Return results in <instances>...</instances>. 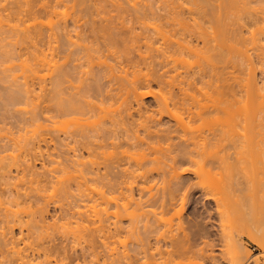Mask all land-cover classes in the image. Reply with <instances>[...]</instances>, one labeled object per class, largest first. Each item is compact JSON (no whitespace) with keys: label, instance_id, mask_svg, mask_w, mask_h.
I'll return each mask as SVG.
<instances>
[{"label":"rangeland","instance_id":"1","mask_svg":"<svg viewBox=\"0 0 264 264\" xmlns=\"http://www.w3.org/2000/svg\"><path fill=\"white\" fill-rule=\"evenodd\" d=\"M18 1H19L18 2L19 4H17V1H15V0H0V14H1L0 15V28L1 29L2 28L3 29L6 28V31H7L8 28L11 29L13 26H14V28L15 27L16 28H18V27L19 28H23L22 24H24V26H27V25H31V24H35L36 23L35 22L36 19H35V15H34V13L36 14V5H35V8H34V11L32 12L33 14L27 12V10L26 11L22 10L23 9L22 8L21 9L22 13L19 14V15H21V16H19L21 19L19 17H16L18 15L17 14L18 9L21 8V6H19V5L21 3H22L21 5H23L25 3H28L27 1H31V0H27V1L23 0V2H22V0H18ZM82 1H84V3H82ZM82 1H80V0H70V1L69 0H66V1L65 0H54V1L51 0L50 1L51 2L50 4H52V6H55L54 12H53L54 14H51V15L47 14L46 15L47 12H43L42 11L41 12L42 16L40 14V18H38L37 22L40 25L42 23V26L44 25L45 27H47V25H50L51 22H53L54 26L55 25L57 26V24H58L57 21L61 22V23L59 24L60 26H58V27L55 26L56 28L54 27L55 28L54 29L55 30L54 34H56V36L54 35L55 40H54V38H52L53 37V35H52L53 33L50 34V32H51L50 31L49 34L52 37H50L49 39L47 37L46 40H43V41L39 42L40 46H42V45L44 46V47L43 46L41 47L42 49L39 47L38 44H36L37 42H34L36 40H34L32 37H31L32 41L30 40V38L27 39V37H25V35H24V37H23V35L21 36V33L19 34L20 35V37H19L18 34L16 33V32H18V33L20 32L19 28L17 29L18 31L17 30H13L14 29L13 28V29H11V33H10V31L9 32H5L6 35H5L4 32H2L3 30L0 31V32H2L1 35H0V39H1L0 40V169H1L0 170V173H1L0 174V176H1L0 177V192L2 191L0 193V203L2 202L1 203L2 205L0 204V206H1L0 210L2 211V209H3V211L0 212V215H2V217L5 216V218H6V216L8 214V216H10V217H7L6 218L7 220L10 219V218L12 220H16V219L21 220L23 218L22 220L25 219L24 221H27V219H30V214H28V213H30L29 211H31L32 209L36 210V208H37V211H38L39 210L38 208H42V209L44 208V210H45L44 214H43L44 218H45V223H44V227H45L44 229L45 230H43V229L41 231L39 230V232H37V233H36V231H33L36 234L33 233L32 235L30 234L31 235L30 236L29 235L30 232L28 233V230L25 229L26 227L23 228V230H20L21 228H19V225H17L18 227L15 226L16 228L12 229L13 231H11V229L10 230L8 229V225H7L8 223L1 221L0 222V237H2L1 236L2 233L5 234V235L7 234L9 237H11L12 236L11 234H13L16 238H20V237L22 238V235L24 234L23 238H25V239L22 240L23 242L21 240H20L21 242L20 241L18 242V244L20 243V245H18L19 248H17V249H20L23 252L22 253L23 256H27L28 259H31L32 260L31 262H33L34 264H45V263H47V264H57V263L58 264H60V263L61 264H86V263L87 264H105V263H107L106 261H105V263L103 261V260H105V258H103L105 252L101 248V243H100L101 240L99 241V237H97V235H96L97 239L96 238L95 239L98 240L99 242L97 241L95 244L93 243V247L94 248L92 247V249H90L91 245L90 244L88 245L90 239L88 238L89 241L86 240L87 238H85L86 241L83 239V235L85 237L86 233H88L86 230L92 229L95 224L93 225L92 223H90V221H88V222L86 221V222L83 223L84 225L81 226V223H77L76 224V220L77 219H74V220L72 219V221H71V219L65 218V216L68 217L67 215L69 213H71V211H73V210L74 211H76V210L78 211V209L76 208V206H77L76 203H81V202H82L80 204L81 208H79V209H82V210H80V211L81 212H83V211L85 212L86 211L87 212L86 214L90 216L91 220H95V219H92V218H96L95 215H94L95 211L97 212L98 215H100V216L102 215L103 216V214H105L103 212L104 211L103 208L105 206H107V204H103L104 201L102 199L100 200L99 193H98L99 190H102V188H103L102 186L103 185L100 184L101 185L100 186L99 183L96 182V181H95L96 183L95 182L93 183L92 181H91L92 182L91 183L89 180H85V181H87V184H88L87 185L86 182L82 178H77V179L69 178L68 179V177L66 175L65 176L61 175L62 176L61 177L59 174H58V176L55 175L56 172L53 174L52 172H54L53 170H55L54 168L56 166L51 164V161L54 159L53 158L54 156L51 155V154H54V153L57 152V151L54 152V148L58 147V145H59V144H56L57 143V139L59 137H60L59 140L61 139V141H62V139L64 140V139L67 138V134H68V137L70 138V135H76L77 133L82 132L83 129H85L87 131V130H91V129H94V128H97L99 130L100 129L104 130L106 128H112V124L114 123V125H115L116 121L119 120V118H120L119 115H124L125 116L126 115L125 112L127 111L126 113H128V111L131 110V111H129V113L131 112L134 115V117H133L134 121L135 120H137V121L139 120L138 122L135 121L137 123V125H138L136 128H140V125L143 123V121H141V120H144L145 117H146V119L148 118L147 119L148 121L150 120L149 122H151V120H152V122H154V121L157 122V124L155 123V125H157L158 127L157 126L155 127L154 123L153 124L151 123L153 125V127H154L153 129H155V131H156V129L157 130L158 129H164L165 130V129H168V128L171 129V131H172V129L176 130V133L174 132L175 134L173 133L172 136L173 135L175 136L176 134H179V132L182 131V130H180V128L182 126H183L182 129L184 130V124L183 123H185V126L186 125L188 126V128H187V126L185 128L186 131H188L187 132L188 134L194 132V127L195 126H196V128H195L196 131L194 132L195 134L198 133L197 135H199V131H197V127H198V130L201 129L200 132L202 131V133H200L201 135L198 136L199 139L197 138V135L195 136L194 133H193L194 135L190 134L191 135V136H189L190 138L192 137V138H195L197 140H194L192 138L191 139L188 138L187 135H186V131H182V133L185 132V135H186L185 137H182V136H184L182 133L179 134L180 136L179 135L178 136L176 135V137L173 136V139H171L172 141L166 140V142L169 141V142H167V145H166L165 141H162V143L160 141L159 144H161L162 146L164 145L162 149L159 146V148L161 150L166 151L168 149H173L174 145L176 146L177 142L179 143L178 145H180L182 143V140H183V142H184V140H188V142L190 141L188 144H190L191 141L194 140V142H197L196 144L193 142V144L196 145V146L192 145V143L190 145L193 146V147H191L192 149L195 148L194 150H196L197 155H198L199 152H200V154L204 152L207 155L208 153H206L207 152L206 149L208 148L209 150H211V152L213 151V154H212L213 156L211 158H210V155H208L209 158L208 157L207 158L204 157V159H202L204 161H202L201 159L197 158V159H199V162H198V160H196V162H198V163H196L197 166H196V164H195V166H189V164L187 162V159L182 157V156L181 157L179 156L177 158L178 162L175 165V168H176L177 165H179V166H177L176 169L177 170H181V171H178V173L182 172L184 169H187L188 167L191 168L192 170H195V171L198 168V166H199V168L200 167L201 168L197 169V170H200L199 172L198 171L196 172L197 174L196 173L193 174V172L192 173L188 172V173H185V174L181 173L182 176L180 177V173H179V176L175 178L177 181L174 179V180H171L172 182H168L170 184L173 183V184H171V185H173L172 189L175 187L174 188L175 193L172 190V195H173L174 201H172V196L170 197L171 193H169V191H168L169 190L168 189L169 185H166L167 184L166 181H168V180H165L164 178H168V177H165V176H170L175 170L171 171V168L169 166H167L168 168H170L169 170L171 172L170 171H166V169L164 170V168L162 167L163 164L162 165L161 164H154V165L150 164V167H148L149 165L145 166L144 171L145 170L146 171H148V170L150 171L151 168L156 166L153 169L154 172L152 170L154 175L148 181L145 180L144 178H141V177H138L137 179L135 178V180L133 178H131L132 180L128 179L127 181L131 180L132 183L131 182H126V183H129L128 186H127V184H124V186L122 185V187H124V188H122L119 191H117L118 193L116 192V193H113V194L109 193V195L107 194V198H109L112 201L111 203H109V204H111L110 206L108 204V209H107V211L109 210L110 213L108 212V215L106 216V214H105V216H103L102 218L105 219L106 217H108L109 219H107V220L111 219V221L108 222V223L111 222L110 224H112V222L114 223L115 221L116 222L118 221L117 224L120 225L122 229H124V231L122 229H120L119 231L117 230V231L114 232V234L116 232H118L121 235L119 236V238L116 237V236H118V235H116L110 241V246L112 245L110 248L112 249V247H115V249H117V252H123L124 251L123 253H125V252L128 253L129 252V253L132 254V252H130V251H133V250H131V248L135 250L138 247V244H140V243H138V242H140V239H138V238H140V237L142 238L144 236L143 235V233H144L143 227L145 226V224L148 223L149 221H151V219L154 221V222L151 221V223L153 222V223L156 224V223H158V220L161 219L162 222H159V223H161L162 232L165 231V235L166 236H168V234L170 232L169 231L170 229L168 230V228H172V230L176 229L177 232L174 231V230L173 231L171 230L170 235H171V233H172V235H174L173 233H175V235L177 234V236H176L177 238H179V239L181 238L180 239L181 241H182V239H183V241H184V239L188 240V241L190 240L189 242H191L190 244H192V246L193 245L195 246V245L200 243L198 246H200V245L201 246L197 247V249L200 248V249H204V250L206 249L207 246L203 245V244H205V241L207 240L209 242L208 244L211 245V246H209V248L207 247V249H208V250L206 249L207 251L205 250L207 255H209V251L212 250V252H210V253H213L214 256H216V257L219 256L220 259L222 257L223 258L224 257H226V258L229 257L230 259L229 258L228 259L231 260V259H233V257L235 255H237V253L240 252V249H238V246H239V248H241L240 245H244L245 249L246 250L248 249L247 252H251V253H248L246 255L247 252L244 249H242V255L245 256L244 260H243L244 263L246 262V260L248 258H251L250 260H252V259L258 257V261L260 260L258 264H264V250H262L263 248H259V245H258L259 243H264V235H262L264 233H261L260 234L261 238L259 239V236H258L256 241L255 240H251L250 238H248L249 237L248 235L250 233H253V231L256 228L257 229L261 228V224H259V222L256 223V222L251 221L253 214L246 216L247 220H245V221H244V218L243 219L239 218V217H241V215H243L242 213H243L244 210H247L249 207H251V205H254L253 203H256V206H257L260 203L259 200L260 201L262 200V199H259V198H262L261 195L264 194V193H262L264 191V174H263V172H264V125H261V124H263L262 121H264V116H263V114L260 115V113H256L259 116H261L260 117L261 119L257 116V122H256V121H254L256 119L253 120V118H252V120H251L250 118H246L244 116L246 113H248L247 111L251 112L254 109L253 110L252 109L251 110H247L249 108V107H247V109H245V111L243 109L242 110L243 112L241 113V110L238 109V107H240L239 105L237 106V104H235V106H236L235 107L233 104H231V102L230 103L228 102V100H230L229 98L231 97V96H228V95H231V92H233V90H232L233 87L232 86H234L236 88V89L234 88L235 92L238 91L237 94L240 93L238 95L242 94V90H244V89L246 90V87L243 88L245 86V81H246V84H247V80H245V77L247 78V77H249V75H251L250 78L254 77L256 79H259L258 81L259 82L261 81L260 84H264V64H263L264 63V57H263L264 56V38H263L264 35L262 34V33H264V29H261V28H264V24H259V25L255 26L254 28L252 27L251 29H249V31L246 30V34H245V36L250 40V43L253 42L252 39H254L256 41L255 44H256L257 48H255L256 46L253 45L254 43L250 44L248 42L249 40L247 41L248 45L246 44V49L248 47V54L252 55V57H251L252 58V64L255 63L254 64L255 67L253 66V68H252V69H254V72L251 70V68L249 66H247V71H246V66L245 65H244V67L243 66L240 67V68L237 67L239 69L235 68L237 71H234L235 69H234V66L232 64H228V65L226 64L228 66V67H226L225 63H223V62L221 63L219 59H217L215 57H212L213 56L212 50H210L211 46H213L212 45L213 44V40H211V39L213 38V36H212L213 34L212 33L214 32V29H212L214 27V24H213V22H211L212 21V11H213V8L211 6L212 5L213 6L217 5L218 4L216 2L217 0H215V2H213L212 0H206L207 3H205L206 2L205 0H195V1L194 0H115V1L114 0H108V1L101 0L102 3H101L100 0H88L87 2H86V0H82ZM116 1H118V2L116 3ZM200 1H201V3H199ZM226 1L229 2V0H225V2ZM261 1L262 0H257V1L255 0L254 4H253V2H251L250 0L249 1L248 0H239V2L244 3V5H245V6H243V4H242V7H241V3H239L240 4L239 5L240 8H239V6H238V8H239L240 12H237V13H239V16H241V15L243 16V17L237 16V17H239V20H241L243 18L244 20L246 19V21H247V19H251L252 17H254L256 14H255V11H253V10L254 9L258 10L257 7L259 8V11H256L257 15L260 14L259 16H263V14H264V8H263L264 1L262 3H260ZM6 2H7V4H6ZM107 2H109V3H107ZM126 2L128 3V5H126L127 4ZM133 2H134V4H133ZM174 2H177V3L175 4ZM14 3L16 4V7L13 6V5H15ZM120 3L122 4V6L120 5ZM170 3H172L173 5L170 4ZM202 3H204V4H202ZM95 4H96V7H95ZM117 4H119V5L116 6ZM123 4H125L126 6L123 7ZM146 4H148V5H146ZM209 4H211V5H209ZM58 5H60V6H58ZM129 5H130V7H128ZM137 5H139V6H137ZM179 5H180V7H179ZM206 5L209 6V7H207ZM119 6H121V7H119ZM131 6L135 9V11H134L133 8H131ZM260 6H261L262 9L260 8ZM86 7H89V8H86ZM92 7H93V9H92ZM100 7H102V8H100ZM105 7H106V9H105ZM116 7H117V9H115ZM143 7H144V9H142ZM4 8L6 10H4ZM82 8L84 9L85 12L84 11L81 12L83 10ZM250 8H253V10L251 9V11H253L252 13L250 11ZM24 9H25V7H24ZM85 9L87 11H89V12L87 13V11ZM104 9H105V11H104ZM136 9H140L141 12H140V10H136ZM106 10H107V12H106ZM114 10H116V11L114 12ZM117 11H118V13H117ZM132 11H134V15H132L133 14ZM244 11H245V13H244ZM190 12H192V13H190ZM43 13H45V14H43ZM119 13H121V14H119ZM208 13H210L209 16H211V17L208 16ZM246 13H247V15H246ZM27 14L28 15L32 14L31 16H34V17L29 16V18H28V17H26V16H28ZM248 14L250 16H248ZM91 16H92V18H91ZM30 17H31V20H33V19H35V20L31 21ZM139 17H141L142 19L139 18ZM248 17H251V18H248ZM16 18H18V19L16 20ZM112 18H114V19H112ZM111 19H112L113 22L112 21L109 22V20H111ZM24 20H26L25 21L26 23H24ZM244 20H243L242 23L245 22ZM28 21L31 24H29ZM8 22H10V26L13 23L12 24L13 26L10 27ZM2 23L4 25H2ZM43 23H45L46 25L43 24ZM109 23H111V26H109L110 25ZM66 24H67V26H65ZM101 24H102V26H101ZM91 25H92V27H91ZM184 25H186V26H184ZM61 26H63V29L61 28ZM96 26L98 27L97 29H96ZM99 26H101L100 28H102V29H99ZM114 26H116L115 28L117 29L116 30L117 32H119L120 34L123 33L124 34L123 36L126 35L127 37L126 36L125 37L122 36L124 38L123 39L121 37V35H119L115 31V29H113ZM58 28H60L61 30L58 29ZM94 29H96L98 31H96ZM103 29L106 30V31L107 30L108 31L112 30L114 33H116L118 36L121 37V38L119 37L121 40H125L127 38L125 40V43L123 41V42H117V43L111 45V43L106 39V37H107L106 34H104V36H103V33H105V31H103ZM190 29H191V31H190ZM251 30H252V32H251ZM260 30L263 31V32L260 33L259 32ZM12 31H15V32H12ZM204 31L206 33L210 34V35L206 34ZM74 32H76V33H74ZM13 33H15V34H13ZM251 33H252V37H251ZM79 34H81V35H79ZM253 34H255L254 38H253ZM260 34H262V35H260ZM62 35H64L65 37L62 36ZM85 35H86V37H84ZM100 35H102L103 37L101 38ZM107 35H108V33H107ZM131 35H132V37H131ZM141 35H143V36H141ZM91 36H93V37H91ZM165 36H166V38H168L167 40H164V39H166ZM203 36H204V39H203ZM260 36H261V38H260ZM21 37H23L26 40H24ZM66 37H68V39ZM99 37H100V39H99ZM35 39H36V37H35ZM47 39H48V41H47ZM97 39H99V41ZM18 40H20V41H18ZM58 40H60L59 43H57ZM68 40H69V42H68ZM22 41H24V43ZM30 41H31V45H30ZM44 41H45V45H44ZM80 41H81V43H80ZM100 41H102V44H99ZM118 41H119V39H118ZM177 41H178L179 44L180 43L181 44L179 45L178 43H176ZM259 41L261 43H258ZM32 42H34V44H32ZM132 42H133V44H132ZM152 42L154 43L155 46H153ZM208 42H210V43H208ZM21 43H23V44H21ZM27 44H29V45H27ZM119 44H121L122 46H119ZM177 44L180 47L182 45V48H180ZM47 45H48V47H47ZM107 45H109V46H107ZM183 45H185L186 48ZM82 46H83V48H82ZM152 46L154 48L153 50H152ZM34 47H35V50L37 49V53L38 54L41 53L42 51H44V52H42V54L45 55V52H46L47 53L46 56H42V54H39V58L40 59L38 58V56L36 58V56H35L36 51L34 50ZM46 47H47V49H46ZM38 48H40L42 51H39L40 49H38ZM190 48H192V49H190ZM193 48L196 49V50H194ZM259 48H261V49H259ZM169 49H171V50H169ZM51 50H52V52H51ZM169 51H171L173 53V55ZM209 51H211V52H209ZM224 51L226 52L227 50H222L223 54H224ZM32 52H34V53H32ZM190 52H192V53H190ZM194 52H196V53H194ZM181 53H182V55H181ZM226 53L228 54V52H226ZM51 54H53V55H51ZM108 54H110V55H108ZM121 54H123V55H121ZM160 54H161V56H160ZM7 55H10V56H7ZM21 55L22 56L24 55V56L22 57ZM140 55H141V57H140ZM157 55H159V56H157ZM153 56L155 57V59H154ZM163 56H165V57H163ZM202 56H204V57H202ZM256 56H261V57L260 58H258V57L256 58ZM43 57H45V58H43ZM20 58H22V60H20ZM51 59L52 60L55 59V60L51 61ZM143 59L144 60L146 59V62H143L144 61ZM42 60H44L45 62L43 63ZM64 60H66V61L63 62ZM152 60H154V61H152ZM163 60L166 61L165 64H164ZM222 60H224V59H222ZM30 61L31 62L33 61V62L31 63ZM56 61L58 62L56 64H60V65H63V63H65L64 65L67 66L66 68L68 70H70L73 67L72 69L74 70V72H75V69H76L75 67L77 65L79 66V67L77 66L78 67L76 69L77 72L73 73V71H72V73L74 74L72 76H75V77H72L73 79L71 77H68L67 81L62 82V84L60 86L61 88L60 87L58 88L59 92L61 93V95H59L60 98H62V99L64 98L66 100L67 97L69 98L71 96L70 98H72L73 95H75V93H76L77 95H75L76 97L74 96V98H78L79 100H81V99L84 100V97H83L84 94H82L83 96L81 97V94H80L79 91L84 93V90H86L87 87H89L88 84L91 85L92 83H94V84L98 83V82H94L95 81V80H93L94 78H100L99 84H100V89L102 91L101 93L105 94V97H106V93L108 94L110 92L109 94H111L113 92L112 94H113V96H115L114 100L112 101V103H111V101H104L105 98H104V95H102V94H101V96L104 98V100H103V98L100 99V96H99L100 92H99V94L97 93L98 97L94 96V98L92 97V99L91 98L88 99V100L91 101L90 102L91 105H92V102H93L94 107H97V109H98V110L96 109V112H94L92 118L88 117L90 115L85 117V116L80 115V114L79 115L77 114L75 116L73 114L70 117H67V118L65 117L66 120L63 118L61 120V122L58 121L59 122L58 124L55 123L56 120L53 118L55 114L53 112L55 111L54 109L56 107L55 106L56 104H54V101L55 102H57V101L53 100V99L56 98L55 97L56 96L55 93H57V90L54 89L53 85L55 83L54 82L56 80L55 77H57L56 74L58 72L55 69V66H57L55 64ZM130 61H131V63H130ZM162 61H163V63H161ZM73 62H74V64H73ZM216 62H219V63H216ZM256 62L261 67L260 69H259L258 64H256ZM35 63H37V64H35ZM145 63H146V65H145ZM159 63H161L162 65L160 66ZM32 64H34V65H32ZM47 64H48V66H47ZM152 64H156L155 67H162V68H155L154 65H152ZM217 64H220V65H217ZM41 65L43 67H41ZM64 65H63V68L65 67ZM102 65H104V66L102 67ZM147 65L148 66L150 65V67L148 68ZM80 66H82V67H80ZM108 66L111 67V68H109ZM145 66H146V68H145ZM53 67H54V70H53ZM215 67H216V69H215ZM223 67H224V69H223ZM122 68L123 69L126 68V69L123 70ZM151 68L153 69V71H152ZM138 69H141V70L138 71ZM147 69L148 70L151 69V70H149L150 72ZM80 71H81V73H80ZM89 71L91 73H89ZM110 71L113 73V75L115 73V75L112 76ZM121 71H122V73H121ZM233 71H234V73H233ZM83 72H85L86 74L83 73ZM227 72H228V74H227ZM242 72H243V74H242ZM250 72H251V74H250ZM252 72H253V74H252ZM92 73H94V74H92ZM120 73H121V75H120ZM83 74H84V76H82ZM136 74H138V75H136ZM158 74L161 76V78L163 76V78L161 79L162 81L159 80L160 83L157 82L158 79L156 78L157 77L156 75H158ZM149 75H151V76H149ZM152 75L156 76V77H154L156 79L153 78L156 81H154L151 78V77H153ZM219 75H220V77H219ZM228 75H230V76L233 75V77L235 75L236 76L238 75L237 76L238 78H239V76L244 77V78H241V79L237 78V81L238 80H242V84L240 83L241 81L240 82L238 81V83H237V81L232 83V81H231L232 79H230L231 77L228 76ZM53 76H54V78H53ZM78 76H80V77H78ZM148 76L152 79V82H146L145 78L147 79ZM110 78H111V80L112 79L113 80L111 81ZM122 78H124V79H122ZM135 78L139 79V81L136 80V82L138 81V83L133 82V81H135L134 80ZM76 79L79 80V81H77ZM96 80H98V79H96ZM140 80H142V81H140ZM191 80H193V82ZM129 81H130L131 84L129 83ZM170 81H172V82H170ZM229 81H230V84H229ZM127 82H128V84H126ZM107 83H109V84H107ZM133 83H136V85H135L136 86V93H135V91H131L132 92L131 93L132 95H131L129 93H130V90L132 89L131 85ZM174 84H175V86H174ZM228 84L230 85V87H229ZM243 84H244V86H243ZM117 85L119 86L118 88H117ZM120 85L123 88L122 87L120 88ZM176 85H177V87H176ZM225 85H227L226 88H224ZM240 85H242L243 87H241ZM125 86H129V87L126 88ZM138 86H140V88ZM237 86H238V89H237ZM61 89H63V90H61ZM34 90H35V92H34ZM77 90H78L79 94H78ZM28 92H29V94H28ZM123 92H124V94H123ZM147 92L148 93L152 92V93H150L151 95H149L148 97H144V98L140 97L142 94H145ZM171 92L173 94H171ZM52 93H54V94H52ZM126 93H128L129 96ZM120 94H123V96L121 95V97H120ZM172 95H174V96H172ZM242 95L244 96L245 92H243ZM247 95H246V98L250 95L252 97L251 98L252 101H250V99L248 100V98H250V97H248L246 100H244V98H245V96H244V98L242 97V99H241V102L244 100L242 102L243 105H244V103L246 101L247 102H255V104H250L249 103L250 105H248V106L256 105V102H258V101L260 103H264V92H261V94L253 93V96H252V94H249L248 96ZM59 96H57L56 99H58ZM178 96H179V98H178ZM11 97H12V99H11ZM116 97H117V100H116ZM172 97H174V98L176 97V99L178 98V99H181L182 101L184 100L183 102L187 101L186 102L187 104H185V103L184 104L187 105L188 107L184 106V105L183 106L185 108L186 107L189 108V106H190L192 108V112H193L192 115L193 116L191 115L192 112H190V115H189V112L187 111V109L185 110L187 113L184 110H181L180 103L181 104L183 103V102H180L181 100L177 99V101H176L174 99L176 102L179 101V105H176L177 108L176 107H172V106H174V105H172L173 103L170 100V98H172ZM95 98H96L97 101H98V99H100V102L96 101V103H95V101H94ZM4 99H6V100H4ZM13 99H14V101H13ZM126 99L127 100L129 99L131 102L127 101ZM154 99H156V101ZM49 100H50V102H48ZM101 100H103V102H104L103 104L104 105L101 103L102 102ZM122 100H124V102H122ZM137 100H138V103H137ZM162 100L164 102L165 101L167 102V100L169 101V104H170L169 105V109H164L165 105L164 106L161 105V106H163V108L160 106V104H163ZM195 100H196V102H195ZM19 101H21V102H19ZM105 102H107L108 104L107 103L105 104ZM160 102H162V103H160ZM192 102H194L193 105H192ZM223 102H224V104L227 103V105H224ZM259 102H258L257 106L260 105ZM62 103H63V100H62ZM98 103H99V105H98ZM214 104L216 106H219V107H217V108L214 107L215 106ZM100 105H102V106H100ZM107 105L109 107H107ZM222 105H224V108L226 106L227 110H226V108L224 109L226 111H222L223 110V106ZM158 106H159V108H158ZM178 106H179V109H178ZM231 106H233V108L234 109L236 108V109L233 110ZM5 107H6V109H5ZM230 107H231L232 110L229 109ZM139 108L142 110V112H141V110ZM175 108H176V110H173ZM240 108H242V107H240ZM127 109H129V110H127ZM160 109H162V110H160ZM121 110H122V112H121ZM124 110H125V112H124ZM158 110H159V112H158ZM165 110H166V112H164ZM169 110L172 111L171 115L169 114V112H170ZM214 110L215 111L217 110V113L216 112H212ZM228 110L231 111V112H227ZM257 110H256V107H255V111L256 112H257ZM136 111H137V113H136ZM145 111H146V113H145ZM153 111H154V113H153ZM160 111L161 112L163 111V112L161 113ZM189 111H191V110H189ZM233 111H235V112L237 111L236 112V116H235V113ZM223 112L229 113L227 115L229 117H226L225 116L226 114L223 113ZM238 112L240 114H243L244 112L245 113L243 115H239ZM163 113H164V115H163ZM176 113L178 115H180V113H181V117L184 115L182 118H183V120L185 122L180 121L176 117V115H177ZM211 114H213V115H211ZM154 115H155V117H154ZM167 115H170L171 118L169 116H167ZM140 116H142L141 119H138ZM149 116H151V117L153 116L152 117L153 119H149ZM246 116L247 117H251L252 115L249 113V116H248V114ZM253 116H254V114H253ZM230 117H231V119H230ZM234 117H236V118H234ZM240 117H243V118L239 119ZM142 118H144V119H142ZM158 118L159 119L161 118L163 120L162 121L160 119L161 123L163 122L165 125L163 123H162L163 125H161V124L159 125ZM176 118H177L178 121L176 120ZM226 118H228V119H226ZM232 118H233L234 121L232 120ZM245 118L248 119V121ZM262 118H263V120H262ZM67 119H69V120L67 121ZM70 119H71V122H70ZM99 119H100V121L98 122ZM156 119H157V121H156ZM237 119H238V121H236ZM64 120L66 122H64ZM175 120L177 121L178 125H179V121H180V124L182 126L181 127L180 126L177 127ZM245 120L247 122L254 121V123H256V124L258 122H260L259 123V127H257L258 129L254 126L256 124H254L252 126L253 128H251L249 125H247V127H246ZM258 120H260V121H258ZM89 121H90V123L93 126L92 128L90 127L91 125L89 124ZM101 121H103V122H101ZM95 122L96 123L97 122L100 123L99 124L100 126L97 125V124H94ZM234 122H236L237 124L234 125ZM60 123H62V124H60ZM139 123H140V125H139ZM251 123H253V122H251ZM87 124L90 125V126H88ZM57 125H59V126L56 129ZM118 125H120V123ZM118 125L117 126L115 125L117 133H119V132L121 133L124 130L123 125L122 124L120 126H118ZM171 125L174 126V128H172ZM53 126H54V128H53ZM105 126H106V128H105ZM159 126L160 127L161 126L162 127L166 126V128L165 127L164 128H162V127L160 128ZM190 126H192V129H191ZM102 127H104V129H102ZM189 127H190V130H192L193 132L188 130ZM201 127H203V128H201ZM212 127H213V130L216 129V132L219 129L218 130L219 135L214 131V133L212 135V136H214V138H211L212 136H210L211 140L214 139V140H212L213 144L210 142L211 140L209 139V135H211V131H213ZM136 128H135V130H136ZM177 128H178V130H177ZM205 128L208 129V131ZM255 128H256V130H255ZM55 129H56V131H59V130L60 131L56 132ZM126 129H128V127ZM210 129H211V131H210ZM53 130H54V132H53ZM94 130H96V129H94ZM120 130H122V131H120ZM222 130H223V132H222ZM189 131H190V133H189ZM261 131H262V133H261ZM209 132H210V134H209ZM59 133H60V136H59ZM224 133H225V135H224ZM139 134H140L141 137L144 136L143 129H140V133ZM205 134L208 135V138H207V135H205ZM192 135L195 136V137H193ZM221 136L224 139H222ZM225 136H227V137H225ZM54 137H56V138H54ZM215 137H217V139ZM175 138L177 139L176 141H174ZM180 138H181V140H180L181 143L179 142ZM183 138H185V139H183ZM233 138H236V139L234 140ZM207 139H209L210 141L207 140ZM228 139H229V141H231L230 142L231 144H229V145H228L229 142L227 143ZM223 140H224V142H223ZM205 141H206V143H205ZM152 142H156V141H152ZM210 143H211V145H210ZM157 144H158V142H156L155 146H157ZM207 144H208V146H207ZM152 145H151V148H153ZM190 145H189V149L192 150L190 148ZM147 146H148V148H147ZM149 146L150 145H146V148H145V146L141 147V148H144L143 149L144 153L142 152L141 148L138 149V150L141 151L142 153L141 152L139 153V151L137 149H135L136 153L139 156L135 154L134 149L129 150V148L127 146L126 147L124 146L122 149H119L122 146L116 147V149H118V150H116L113 147L112 148L109 147V148H106V149H104L102 151L99 150L98 153L100 155L98 154L97 157H95V156L94 157H92V156L89 157L88 154L86 153V160H87V162L91 161V160H93V161L96 160L97 161V165H98V163H100V162H104V163L106 161L107 162H109V161L111 162L112 160L114 161V159H116V161H114V162H119V158L118 157H121L122 159L126 158L125 159L126 162H128V159H129V162H132V164L134 165L136 163V162H133L135 159H138V158L140 159V158H142L143 155L144 156H149V157H154L155 154H158L157 152L160 151V149H158V151L156 150L158 147L156 149H154L155 148L154 147L153 148L154 150L152 149L150 153L147 150L145 152V149H149L150 148ZM221 147H223V148H221ZM150 149H149V151H150ZM217 149L219 151H216ZM155 150L157 152H154ZM114 152L116 154L118 153V156ZM196 152H195V154H196ZM126 153H128L129 158H128ZM226 153H227V155H226ZM131 154H133V156H137V158L134 157V160H132L133 156ZM50 155L53 156L52 160H51V156ZM66 155L69 158V156L70 155L72 156L73 154L70 152V154L67 153ZM206 155H201V158H203L202 156H206ZM215 155H217L216 159L218 157L217 160L214 158ZM71 156H70V158H71ZM197 157H199V156H197ZM219 157L221 158V160H220ZM205 159H207L208 162ZM209 160H214L215 163H214V161L210 163ZM96 161H94V162H96ZM125 161L122 162V164H124V165H122L120 167L121 170H125V169L131 167V166H128V163L125 164L126 163ZM24 162H25V164H24ZM228 162H230V163H228ZM220 163H222V164H220ZM226 163L229 164V167H227ZM23 165H25V166L29 165L28 169H26L27 167H24ZM98 166L101 169L103 168L102 170L105 171L103 163H102V165H98ZM159 166H160V170H159ZM203 166H205V167H203ZM23 168L26 169L27 171H24ZM146 168H150V169L147 170ZM161 168H163V169H161ZM168 168H167V170H168ZM7 169H8V171H7ZM207 169H208V171L211 170V172H210L211 175H210V173L208 171H204V170H207ZM28 170H30V172ZM49 170L54 175V179L51 178V177H53V175H51ZM158 170L161 171V172H159ZM162 170H163V172L165 171L164 173L166 175H164V173H162ZM144 171H139V172H143L144 173ZM220 171H221V173H220ZM26 172H27V174H26ZM46 172H48V174H50L51 176L46 174ZM139 172H137L136 175L140 174ZM166 172H170L171 174L169 173L167 175ZM24 173H25V176L22 175ZM157 173H158V175H157ZM43 174L44 175H48L50 179L48 178V176H47L48 179H46V176L42 177V176H44ZM204 174H205V176H204ZM225 174H226V176H225ZM173 175H174V173H173ZM222 175H223V179H225L224 181L221 180L222 178L220 179V177H222ZM56 176H57V178H56ZM3 177H5L4 178L5 180H3ZM161 177L165 180V183H164V180ZM210 177H212V179ZM169 178H171V177H169ZM172 178H173V176H172ZM50 180H51V182H49L47 184L46 182H48ZM178 180H179V182H178ZM218 180H219V182H218ZM145 181H147L148 183L145 182ZM83 183L86 184V186ZM130 183H131V185H130ZM136 184H139V185H136ZM175 184L177 185V187H176ZM82 185H84V186L81 189V187H79V186H82ZM162 185H163V187H162ZM164 185H166V187H164ZM215 185H216V188H214ZM150 186H152V187H150ZM237 186H238V188H237ZM87 187L89 189H87ZM141 187H143V188L146 187L147 189H149V187H150L153 190L149 189L150 191L149 190L147 191V189H146L145 190V191H147L146 193L140 194V188ZM31 188H33L34 191H31L32 190ZM132 188L135 190V191H133L134 196L133 195L132 196L129 195L130 194L129 193L130 189H132ZM163 188H165L166 190L163 189ZM239 188H242V189L239 190ZM63 189H65L64 190L65 192L63 191ZM236 189H238V190L236 191ZM6 190H8V193L6 192ZM164 190H165V193H164ZM176 190H178V191H176ZM242 190H243V193H241ZM9 191H13V192H16V193L19 192V194L20 193L24 194L25 192H28L30 195L31 194L33 195V196L31 195L32 197L35 196L37 198V201H36L37 203L36 204L33 203L34 206H30L32 203L30 204V201H28V200H26V201H28L29 203L28 202L25 203L26 201L24 202V199H25V197H24L23 201H21L22 199L20 200V203L24 202L23 204L19 203L18 206L15 205V204H9L8 202H6L7 195L9 194ZM67 191H68V193H67ZM83 191L85 193V198L83 197L84 196L83 195L84 194ZM85 191H87V192H85ZM166 191L168 192L169 195L166 194L167 193ZM69 192L70 193L72 192L71 195L73 194V197L71 195H68ZM80 192L82 193L83 196L82 195L81 196L84 198V200H86V197H87L86 194L90 195L91 198H93L94 196L95 197L93 198V200L91 199L92 201L90 200V202L87 201V200H89L88 198L86 200L87 202L86 201H82L83 200L82 197H80V198H82V200L81 199L79 200V196H80L79 194H81ZM152 192H153V195H152ZM5 193H6V196H3ZM63 193H64V195H62ZM174 194H175V196H174ZM155 195H156V197H155L156 199L153 198ZM167 195H168L169 199H168ZM240 195H241V197H240ZM130 196L133 199L137 200V201H139V200L141 201V199L143 200L142 201V206L140 207L141 211L138 210L139 208H137L136 205L132 204L133 207L135 206V208H137L136 209L137 211L135 210L136 211V214H134L135 216L133 215L134 217L132 216V214L130 215L128 211H127V214H126V212H124L125 210H123L124 208L123 209L121 208L123 205H125L127 203L126 201L129 202ZM142 196H144V197H142ZM150 196H152V197H150ZM230 196H232V197H230ZM29 197L30 196H28L26 199H28ZM64 197L65 198L67 197V198L65 199ZM140 197H142V198H140ZM74 198H75V200H74ZM123 198H125V199H123ZM30 199L35 200V198H31V197H30ZM44 199H46V200H44ZM96 199H97V202H96ZM167 199H168V201H167ZM32 200H31V202H32ZM149 200H151V201H149ZM157 200L159 202H161V204H162V200L163 201L166 200L168 202V204H169V200H171V202H170L171 204H172V202H173L174 205L176 203L177 204H176V206H174V205L170 206L171 204L168 205L166 203L167 205L165 204V206H168V207H166V209H164L165 207L163 206L164 208L161 207V208H163V209H161L160 205H159L160 203L159 202L155 203V201H157ZM33 202H35V201H33ZM174 202H176V203H174ZM83 203H85V204H83ZM73 204H75L76 206L73 205ZM86 205H87V207H85ZM239 205H240V207H239ZM29 206L33 207V208H29ZM94 207H95V209H94ZM119 207H120L119 216L115 217L116 219L114 217L111 218L110 215L112 213L114 215L115 214L114 212H116L115 210H117ZM238 207H239V209H238ZM101 208L103 209V211H102L103 214L101 212ZM90 209H91V212H90ZM128 210L131 213V210L133 211L134 209L130 205ZM144 210H145V212H144ZM164 210H166V211H164ZM135 211H133V212L135 213ZM5 212H7V214ZM64 212L68 213V214L64 215ZM137 212H140V213H137ZM15 213H17L16 219H15V216H16ZM141 213H142V215H141ZM152 213L155 214V215H152ZM12 214H14V216H12ZM138 214L141 215V218H140V216ZM143 214L146 215V218L144 217ZM18 216H19V218H18ZM129 216H132V217H129ZM2 217H1L2 220L7 221L5 218L3 219ZM147 217H149V218H147ZM117 218H120V219L117 220ZM140 219H142V221ZM145 219H147V220H145ZM237 219H240L242 221H239ZM60 220H61V222H60ZM189 220H191V221H189ZM128 221L134 226L132 231H129L130 230L129 228H130L131 224ZM134 221H136L135 225H134ZM119 222H121V223H119ZM182 222H183V224H182ZM241 223L243 224V226L241 225ZM78 224H80V225H78ZM136 224H138V225L136 226ZM64 225H66V226H64ZM164 225L166 226V227H164L165 229L168 227L167 228L168 231L163 229ZM91 226H93V227H91ZM97 226H98V224L95 225L94 228H96ZM135 226L139 228V229H136V231L134 230ZM241 226H242V229L240 228ZM63 227H65V228H63ZM82 227H85V229L82 228ZM206 227H207L206 232H208L209 235H211L212 237L209 236V239H206V240L202 241V239H200V238H201V236L204 233H205L204 235L208 236V233L205 232ZM141 228H142L143 231L141 230ZM201 228H202V230H201ZM121 230H122V232H120ZM21 231L23 232L22 235L20 234ZM134 231L137 234L140 232L139 236H137ZM211 231L214 234V236H213L212 233H210ZM40 232H41V234L43 236V237L42 236L41 237L44 238L45 241L43 239H42L43 241H41L39 239L36 240V236H38L40 234ZM59 232H61V233H59ZM129 232H132V233L134 232V234L138 238H135L136 237L135 235L133 237L132 233H129ZM96 234H98V236H102V235H99L101 233H96ZM253 234H250V237ZM27 236H28V238H27ZM32 236H33L34 239L32 238ZM87 237H88V235H87ZM210 237L212 239L216 238V239H213V240L216 241V242H214L215 244H213V242H212L213 240ZM222 237L224 239H221ZM115 238H117V239H115ZM128 238H131V239L133 238V239L132 240L130 239V241H128L129 240ZM143 238H142V240L145 241L146 237L144 236ZM153 238L154 237H152V239L150 240L151 243H152V246H153V249L150 250V251H153L157 247L155 245V244H157V242H155L156 240H155V238L154 239ZM209 240H212V241H209ZM221 240H225V241L222 242ZM39 241L42 242V244ZM135 242L138 243V244L136 245ZM153 242H155V243H153ZM163 242L164 241H162V244H163ZM189 242H187V245H189ZM225 242L228 243V246L224 247V245H227ZM239 242L241 244H239ZM132 243L135 246V248L131 247V246H133ZM143 243L146 244L147 242L146 243L143 242ZM236 243L238 244V246H237ZM162 244L160 246H162ZM51 245L53 247H55V250L57 249L58 251L54 250L56 252V253L53 252L55 255L51 253L52 256H49V259L44 260L47 257L44 258L45 255L43 253H41V252H44L43 248L50 247ZM127 246H128V248L130 250L128 248H126ZM204 246H205V248H204ZM254 246L257 247L256 251L252 250V248ZM2 247H3V245H2ZM5 248L6 247L1 248V246H0V255L2 254L3 250L6 251L7 248L6 249ZM41 248H42V250H41ZM164 248H162V249L165 250L166 248L165 249ZM38 249H39L40 252H38ZM120 249H121V251H120ZM213 249H214V251H213ZM126 250H128V252ZM64 252H65L66 255H64ZM115 252H116V250H115ZM38 254H41L40 255L41 258L38 257ZM95 254L96 255L97 254L101 255L102 257L100 256L101 257L100 258L98 256V258H97V257L94 256ZM88 255H90V256H88ZM184 255L186 256V254H184ZM210 255H212V254H210ZM64 256H66V258ZM115 256H117L116 253H115ZM141 256H142V258H141ZM141 256L137 257L136 261H135L134 258H132V259H134V261L132 259H130V260L129 259H125L124 263H122V264H129V261L132 262V264H147V260L145 259L144 255H141ZM167 256L168 255H166V257H165V255L164 256L162 255L160 257L155 256L156 258H152V259H154L152 261L156 262V263H153V262L152 263L153 264H165L167 261L170 260V262H167L166 264H171L172 261H174L173 264L178 263L180 261H182V263L180 262L178 264H201V259L197 258V255L195 256L193 254H188L186 257H184L182 255V257H184V258H182V260L180 259L181 256H179L178 257L179 259L176 260L178 262H176L174 260V257L177 258V256H173V260H172V256L171 257L169 256L170 258L167 257ZM70 258H71V260H70ZM168 258H169V260H168ZM33 259L35 260V262L33 261ZM63 259H65V260H63ZM98 259H100V260H98ZM127 260H129V261H127ZM48 261L50 263H48ZM64 261H66V262H64ZM109 261L111 262V260H109ZM149 261H150V259H149ZM223 263L224 262H221L220 264H223ZM110 264H114V263L111 262ZM202 264H208V263H202ZM224 264H227V263H224ZM238 264H243V263L238 262ZM250 264H254V263L252 262Z\"/></svg>","mask_w":264,"mask_h":264},{"label":"bare ground","instance_id":"2","mask_svg":"<svg viewBox=\"0 0 264 264\" xmlns=\"http://www.w3.org/2000/svg\"><path fill=\"white\" fill-rule=\"evenodd\" d=\"M15 1H17V4H19L18 2V0H15ZM27 1V0H26ZM51 0H31V1H27L28 3H25V4H23V5H19V6H21V8H19L18 9V11H17V16L16 17H19V16H21V15H19V14H21L22 13V10H24V11H26L27 10V12H29V13H32L33 11H34V8H35V5H36V14L34 13V15H35V19H36V25L35 24H31L30 22L31 21H34L35 19H33V20H31V17H34V16H31L32 14H30V15H28V16H26V17H28L29 18V16H31L30 17V22H29V24H31V25H27V26H24V24H22L23 25V28H19L20 30V32L18 33V32H16L17 34H18V36L20 37V33H21V36L23 35V37H24V35H25V37H27V39L28 38H30V40H31V37L34 39V40H36V41H34V42H37L36 44H38L39 45V47L41 48L42 46H40V44H39V42L40 41H43V40H46V38L48 37V39L50 38V37H52V36H50V34H52L53 35V37L52 38H54V35L56 36V34H54L55 33V28L56 27H58V26H60L59 24L61 23V22H58L57 21V26L55 27L54 25H53V22H51V24L50 25H47V27H45L44 25L42 26V23H41V25L37 22V20H38V18H40V14H41V12L43 11V12H47L46 13V15L48 14H54L53 12H54V8H55V6H52V4H50L51 2H50ZM54 1V0H53ZM66 1V0H65ZM70 1V0H69ZM80 1H82V0H80ZM88 0H86V2H87ZM101 1V0H100ZM105 1H108V0H105ZM115 1V0H114ZM195 1V0H194ZM206 1V0H205ZM213 2H215V0H212ZM249 1V0H248ZM251 2H253V4H254V1L255 0H250ZM257 1V0H256ZM264 0H262L260 3H262ZM3 2V1H2ZM8 2V1H7ZM7 2H6V4H7ZM22 2H23V0H22ZM111 2V1H110ZM118 1H116V3H117ZM172 2V1H171ZM218 4L217 5H215V6H211L212 8H213V11H212V21L211 22H213V24H214V27L212 28V29H214V32L212 33L213 35V38L211 39V40H213V46H211V48H210V50H212V54H213V56L212 57H215V58H217V59H219L220 60V62L222 63H225V65L227 64H232L233 66H234V69L235 68H237V67H244V65L246 66V71H247V66H249L250 68H251V70L254 72V69H252L253 68V66H254V64L255 63H253L252 64V55H250V54H248V47H247V49H246V44L248 45V42L250 43V40L245 36V34H246V30L247 31H249V29H251L252 27L254 28L255 26H257V25H259V24H264V14H263V16H259L260 14H258L257 15V13H256V11H259V8L257 7V9L258 10H253V8H250V11H251V9L253 10V11H255V16L254 17H248V18H251V19H247V21H246V19L244 20L243 18V20L245 21L244 23H242L243 22V20L241 19V20H239V17H243L242 15L241 16H239V13H237V12H240L239 11V8H240V4L239 3H241V2H239V0H229V2H225V0H217L216 1ZM244 2V1H243ZM4 3V2H3ZM53 3V2H52ZM79 3V2H78ZM82 3H84V1H82ZM101 3H102V1H101ZM107 3H109V2H107ZM115 3V4H116ZM124 3V2H123ZM127 3V2H126ZM175 4L177 3V2H174ZM179 3V2H178ZM195 3V2H194ZM199 3H201V1L199 2ZM205 3H207V1L205 2ZM15 4V3H14ZM27 4V5H26ZM54 4V3H53ZM60 4V3H59ZM133 4H134V2H133ZM170 4H172V3H170ZM183 4V3H182ZM202 4H204V3H202ZM242 4H243V6H245L244 5V3H241V7H242ZM26 5V6H25ZM56 5V4H55ZM62 5V4H61ZM84 5V4H83ZM87 5V4H86ZM89 5V4H88ZM99 5V4H98ZM114 5V4H113ZM119 4H117L116 6H118ZM120 5L122 6V4L120 3ZM126 5H128V3L126 4ZM125 4H123V7L124 6H126ZM146 5H148V4H146ZM173 5V4H172ZM209 5H211V4H209ZM13 6H15L16 7V4L15 5H13ZM25 7V9H24V7ZM58 6H60V5H58ZM82 6V5H81ZM101 6V5H100ZM121 6H119V7H121ZM137 6H139V5H137ZM136 6V7H137ZM207 6V5H206ZM238 6H239V8H238ZM79 7V6H78ZM95 7H96V4H95ZM98 7V6H97ZM113 7V6H112ZM115 7V6H114ZM122 7V8H123ZM128 7H130V5L128 6ZM127 7V8H128ZM135 7V6H134ZM167 7V6H166ZM178 7V6H177ZM179 7H180V5H179ZM201 7V6H200ZM204 7V6H203ZM207 7H209V6H207ZM23 8V9H22ZM86 8H89V7H86ZM91 8V7H90ZM100 8H102V7H100ZM131 8H133L132 6H131ZM147 8V7H146ZM182 8V7H181ZM211 8V9H212ZM260 8H261V6H260ZM263 8H264V6H263ZM9 9V8H8ZM22 9V10H21ZM83 9V8H82ZM92 9H93V7H92ZM95 9V8H94ZM97 9V8H96ZM105 9H106V7H105ZM105 9H104V11H105ZM108 9V8H107ZM115 9H117V7L115 8ZM129 9V8H128ZM134 9V8H133ZM132 9V10H133ZM142 9H144V7L142 8ZM152 9V8H151ZM171 9V8H170ZM199 9V8H198ZM245 9V8H244ZM262 9V8H261ZM3 10V9H2ZM4 10H6L5 8H4ZM86 10V9H85ZM90 10V9H89ZM127 10V9H126ZM136 10H140V9H136ZM148 10V9H147ZM177 10V9H176ZM241 10V9H240ZM243 10V9H242ZM11 11V10H10ZM14 11V10H13ZM84 11V9L81 11V12H83ZM87 11V10H86ZM96 11V10H95ZM102 11V10H101ZM116 10H114V12H115ZM134 11H135V9H134ZM134 11H132L133 12V14L132 15H134ZM199 11V10H198ZM201 11V10H200ZM247 11V10H246ZM253 11H251V13L253 12ZM3 12V11H2ZM85 12V11H84ZM89 11H87V13H88ZM98 12V11H97ZM103 12V11H102ZM106 12H107V10H106ZM140 12H141V10H140ZM150 12V11H149ZM243 12V11H242ZM248 12V11H247ZM263 12V11H262ZM117 13H118V11H117ZM136 13V12H135ZM143 13V12H142ZM154 13V12H153ZM156 13V12H155ZM190 13H192V12H190ZM244 13H245V11H244ZM259 13V12H258ZM16 14V13H15ZM43 14H45V13H43ZM98 14V13H97ZM103 14V13H102ZM108 14V13H107ZM119 14H121V13H119ZM129 14V13H128ZM140 14V13H139ZM144 14V13H143ZM148 14V13H147ZM175 14V13H174ZM180 14V13H179ZM209 14L210 13H208V16H209ZM238 14V15H237ZM1 15V14H0ZM83 15V14H82ZM89 15V14H88ZM87 15V16H88ZM94 15V14H93ZM118 15V14H117ZM155 15V14H154ZM169 15V14H168ZM184 15V14H183ZM245 15V14H244ZM246 15H247V13H246ZM254 15V14H253ZM41 16H42V14H41ZM44 16V15H43ZM98 16V15H97ZM125 16V15H124ZM151 16V15H150ZM179 16V15H178ZM182 16V15H181ZM237 16H239V17H237ZM248 16H250L249 14H248ZM2 17V16H1ZM59 17V16H58ZM110 17V16H109ZM114 17V16H113ZM116 17V16H115ZM209 17H211V16H209ZM15 18V17H14ZM20 18V17H19ZM27 18V19H28ZM89 18V17H88ZM91 18H92V16H91ZM106 18V17H105ZM139 18H141V17H139ZM186 18V17H185ZM11 19V18H10ZM18 18H16V20H17ZM21 19V18H20ZM50 19V18H49ZM64 19V18H63ZM112 19H114V18H112ZM112 19L111 20H109V22H111L112 21ZM142 19V18H141ZM152 19V18H151ZM150 19V20H151ZM163 19V18H162ZM167 19V18H166ZM181 19V18H180ZM188 19V18H187ZM12 20V19H11ZM23 20V19H22ZM61 20V19H60ZM65 20V19H64ZM71 20V19H70ZM82 20V19H81ZM118 20V19H117ZM26 20H24V23H26L25 22ZM49 21V20H48ZM135 21V20H134ZM137 21V20H136ZM139 21V20H138ZM193 21V20H192ZM232 23H230V22ZM23 22V21H22ZM44 22V21H43ZM55 22V21H54ZM101 22V21H100ZM113 22V21H112ZM185 22V21H184ZM195 22V21H194ZM229 22V23H228ZM5 23V22H4ZM9 23V26H10V22H8ZM102 23V22H101ZM117 23V22H116ZM189 23V22H188ZM187 23V24H188ZM13 24V23H12ZM11 24V26H13ZM43 24H45V23H43ZM55 24V23H54ZM93 24V23H92ZM95 24V23H94ZM110 24V25H109ZM108 25L109 26H111V23H109ZM114 24V23H113ZM182 24V23H181ZM195 24V23H194ZM212 24V25H213ZM2 25H4L3 23H2ZM46 25V24H45ZM75 25V24H74ZM97 25V24H96ZM191 25V24H190ZM198 25V24H197ZM10 26V27H11ZM21 26V25H20ZM65 26H67V24L65 25ZM64 26V27H65ZM86 26V25H85ZM84 26V27H85ZM95 26V25H94ZM98 26V25H97ZM96 26V29L98 28ZM101 26H102V24H101ZM101 26H99V29H102V28H100ZM182 26V25H181ZM184 26H186V25H184ZM192 26V25H191ZM6 27V26H5ZM55 27V28H54ZM69 27V26H68ZM91 27H92V25H91ZM104 27V26H103ZM116 26H114V28L113 29H115V31L117 30L116 28H115ZM262 27V26H261ZM14 28V26L11 28V29H13ZM16 28V27H15ZM13 29V30H17L18 28H16V29ZM61 28L63 29V26H61ZM66 28V27H65ZM81 28V27H80ZM83 28V27H82ZM105 28V27H104ZM109 28V27H108ZM112 28V27H111ZM185 28V27H184ZM11 29H7V31H6V28L5 29H1L0 28V31H2V32H9L10 31V33H11ZM58 29H60V28H58ZM96 29H94V30H96ZM131 29V28H130ZM182 29V28H181ZM187 29V28H186ZM185 29V30H186ZM189 29V28H188ZM202 29V28H201ZM261 29H264V28H261ZM61 30V29H60ZM65 30V29H64ZM110 30V29H109ZM184 30V29H183ZM203 30V29H202ZM201 30V31H202ZM253 30V29H252ZM252 30H251V32H252ZM18 31V30H17ZM51 31V32H50ZM74 31V30H73ZM96 31H98V30H96ZM103 31H105V33H103V36H104V34H106V39L111 43V45H113V44H115V43H117V42H123L124 41V43H125V40L127 39H125V40H121L120 38L124 35L123 33L122 34H120L119 32H117L119 35H121V37L120 36H118L116 33H114L112 30L111 31H106V30H104L103 29ZM133 31V30H132ZM190 31H191V29H190ZM2 32H0V35H1V33ZM12 32H15V31H12ZM49 32H50V34H49ZM65 32V31H64ZM67 32V31H66ZM79 32V31H78ZM102 32V31H101ZM205 32V31H204ZM203 32V33H204ZM260 33L261 32H263V31H259ZM62 33V32H61ZM74 33H76V32H74ZM80 33V32H79ZM94 33V32H93ZM92 33V34H93ZM107 33H108V35H107ZM129 33V32H128ZM131 33V32H130ZM164 33V32H163ZM202 33V32H201ZM206 33V32H205ZM8 34V33H7ZM13 34H15V33H13ZM49 34V35H48ZM63 34V33H62ZM69 34V33H68ZM71 34V33H70ZM89 34V33H88ZM95 34V33H94ZM98 34V33H97ZM135 34V33H134ZM199 34V33H198ZM206 34H208V33H206ZM263 35H264V33H262ZM262 34H260V35H262ZM5 35H6V33H5ZM67 35V34H66ZM79 35H81V34H79ZM166 35V34H165ZM208 35H210V34H208ZM8 36V35H7ZM15 36V35H14ZM58 36V35H57ZM62 36H64V35H62ZM77 36V35H76ZM90 36V35H89ZM97 36V35H96ZM101 36V38L103 37L102 35H100ZM126 36V35H125ZM125 36H123V37H125ZM129 36V35H128ZM140 36V35H139ZM141 36H143V35H141ZM250 36V35H249ZM13 37V36H12ZM23 37H21V38H23ZM35 37H36V39H35ZM65 37V36H64ZM82 37V36H81ZM80 37V38H81ZM84 37H86V35L84 36ZM91 37H93V36H91ZM120 37V38H119ZM122 37V38H123ZM127 37V36H126ZM131 37H132V35H131ZM145 37V36H144ZM148 37V36H147ZM206 37V36H205ZM211 37V36H210ZM251 37H252V33H251ZM255 37V34H253V38ZM67 39H68V37H66ZM76 38V37H75ZM89 38V37H88ZM149 38V37H148ZM165 38H166V36H165ZM260 38H261V36H260ZM264 38V37H263ZM9 39V38H8ZM24 39V38H23ZM48 39H47V41H48ZM78 39V38H77ZM84 39V38H83ZM92 39V38H91ZM99 39H100V37H99ZM99 39H97L98 41H99ZM118 39H119V41H118ZM124 39V38H123ZM131 39V38H130ZM139 39V38H138ZM145 39V38H144ZM147 39V38H146ZM168 38H166V39H164V40H167ZM203 39H204V36H203ZM1 40V39H0ZM24 40H26V39H24ZM54 40H55V38H54ZM93 40V39H92ZM106 40V41H107ZM121 40V41H120ZM249 40V41H248ZM17 41V40H16ZM18 41H20V40H18ZM32 41V40H31ZM31 41H30V45H31ZM59 41L60 40H58V42L57 43H59ZM65 41V40H64ZM63 41V42H64ZM71 41V40H70ZM137 41V40H136ZM148 41V40H147ZM248 41V42H247ZM252 43H254L253 45L254 46H256V44H255V40L254 39H252ZM23 43H24V41H22ZM34 42H32V44H34ZM68 42H69V40H68ZM75 42V41H74ZM104 42V41H103ZM135 42V41H134ZM211 42V41H210ZM210 42H208V43H210ZM23 43H21V44H23ZM47 43V42H46ZM80 43H81V41H80ZM123 43V44H124ZM136 43V42H135ZM148 43V42H147ZM153 43V42H152ZM176 43H178V41L176 42ZM252 43H250V44H252ZM258 43H261L260 41L258 42ZM257 43V44H258ZM19 44V43H18ZM35 44V45H36ZM99 44H102V41H100V43ZM131 44V43H130ZM132 44H133V42H132ZM131 44V45H132ZM138 44V43H137ZM146 44V43H145ZM179 44V43H178ZM177 44V45H178ZM181 44V43H180ZM179 44V45H180ZM183 44V43H182ZM12 45V44H11ZM14 45V44H13ZM16 45V44H15ZM25 45V44H24ZM27 45H29V44H27ZM44 45H45V41H44ZM55 45V44H54ZM71 45V44H70ZM178 45V46H179ZM18 46V45H17ZM23 46V45H22ZM107 46H109V45H107ZM119 46H122L121 44H119ZM137 46V45H136ZM139 46V45H138ZM149 46V45H148ZM153 46H155L154 45V43H153ZM153 46H152V50L154 49L153 48ZM185 48H186V46L185 45H183ZM207 46V45H206ZM25 47V46H24ZM44 47V46H43ZM47 47H48V45H47ZM47 47H46V49H47ZM64 47V46H63ZM81 47V46H80ZM147 47V46H146ZM177 47V46H176ZM180 47V46H179ZM205 47V46H204ZM27 48V47H26ZM30 48V47H29ZM40 48H38V49H40ZM65 48V47H64ZM70 48V47H69ZM82 48H83V46H82ZM90 48V47H89ZM92 48V47H91ZM96 48V47H95ZM115 48V47H114ZM117 48V47H116ZM124 48V47H123ZM140 48V47H139ZM156 48V47H155ZM180 48H182V45H181V47ZM188 48V47H187ZM223 48V49H222ZM253 48V47H252ZM255 48H257V46L255 47ZM13 49V48H12ZM11 49V50H12ZM42 49V48H41ZM39 50V51H42V50ZM52 49V48H51ZM56 49V48H55ZM54 49V50H55ZM67 49V48H66ZM86 49V48H85ZM94 49V48H93ZM158 49V48H157ZM176 49V48H175ZM179 49V48H178ZM190 49H192V48H190ZM194 49V48H193ZM250 49V48H249ZM259 49H261V48H259ZM31 50V49H30ZM34 50H35V47H34ZM60 50V49H59ZM63 50V49H62ZM92 50V49H91ZM99 50V49H98ZM120 50V49H119ZM118 50V51H119ZM122 50V49H121ZM167 50V49H166ZM169 50H171V49H169ZM189 50V49H188ZM194 50H196V49H194ZM193 50V51H194ZM222 50H227L226 52H228V54L224 51V54H223V52H222ZM6 51V50H5ZM10 51V50H9ZM28 51V50H27ZM36 51V53H37V49L35 50ZM34 51V52H35ZM67 51V50H66ZM115 51V50H114ZM126 51V50H125ZM163 51V50H162ZM176 51V50H175ZM190 51V50H189ZM262 51V50H261ZM7 52V51H6ZM31 52V51H30ZM34 52H32V53H34ZM42 52H44V51H42ZM42 52L41 53H39V54H42ZM51 52H52V50H51ZM50 52V53H51ZM58 52V51H57ZM91 52V51H90ZM169 52H171V51H169ZM182 52V51H181ZM197 52V51H196ZM196 52H194V53H196ZM209 52H211V51H209ZM250 52V51H249ZM20 53V52H19ZM18 53V54H19ZM35 53V56H36V58H37V56H38V58H39V54L37 53L36 54ZM73 53V52H72ZM96 53V52H95ZM135 53V52H134ZM172 53V52H171ZM190 53H192V52H190ZM226 53V54H225ZM6 54V53H5ZM21 54V53H20ZM46 52H45V55L44 54H42V56H46ZM84 54V53H83ZM111 54V53H110ZM110 54H108V55H110ZM164 54V53H163ZM169 54V53H168ZM167 54V55H168ZM51 55H53V54H51ZM121 55H123V54H121ZM131 55V54H130ZM142 55V54H141ZM141 55H140V57H141ZM144 55V54H143ZM148 55V54H147ZM150 55V54H149ZM166 55V54H165ZM170 55V54H169ZM172 55H173V53H172ZM181 55H182V53H181ZM197 55V54H196ZM7 56H10V55H7ZM22 56V55H21ZM24 56V55H23ZM22 56V57H23ZM57 56V55H56ZM157 56H159V55H157ZM160 56H161V54H160ZM48 57V56H47ZM71 57V56H70ZM143 57V56H142ZM154 57V56H153ZM163 57H165V56H163ZM174 57V56H173ZM202 57H204V56H202ZM260 58L261 56H256V58ZM264 57V56H263ZM33 58V57H32ZM31 58V59H32ZM43 58H45V57H43ZM51 58V57H50ZM64 58V57H63ZM123 58V57H122ZM125 58V57H124ZM138 58V57H137ZM224 59V60H222V59ZM40 59V58H39ZM56 59V58H55ZM55 59H53V60H55ZM65 59V58H64ZM120 59V58H119ZM153 59V58H152ZM154 59H155V57H154ZM157 59V58H156ZM166 59V58H165ZM20 60H22V58H20ZM38 60V59H37ZM45 60V59H44ZM44 60H42L43 61V63L45 62ZM52 59H51V61H53ZM67 60V59H66ZM66 60H64L63 62H65ZM128 60V59H127ZM144 60V59H143ZM40 61V60H39ZM47 61V60H46ZM71 61V60H70ZM117 61V60H116ZM138 61V60H137ZM152 61H154V60H152ZM161 61V60H160ZM164 61V64H165V60H163ZM163 61L161 62V63H163ZM168 61V60H167ZM174 61V60H173ZM177 61V60H176ZM218 61V60H217ZM225 61V62H224ZM31 62V61H30ZM33 62V61H32ZM31 62V63H32ZM135 62V61H134ZM143 62H146V59L143 61ZM159 62V61H158ZM254 62V61H253ZM53 63V62H52ZM51 63V64H52ZM56 63H58L57 61L55 62V64ZM62 63V62H61ZM119 63V62H118ZM130 63H131V61H130ZM138 63V62H137ZM140 63V62H139ZM148 63V62H147ZM161 63H159L160 64V66L162 65ZM216 63H219V62H216ZM35 64H37V63H35ZM39 64V63H38ZM50 64V63H49ZM65 63H63V65H64ZM69 64V63H68ZM73 64H74V62H73ZM108 64V63H107ZM106 64V65H107ZM215 64V63H214ZM256 64H258L257 62H256ZM264 64V63H263ZM32 65H34V64H32ZM40 65V64H39ZM45 65V64H44ZM57 66H55V69H56V71H58L57 72V74H56V76L57 77H55V83H54V89H56L57 90V93H55L56 94V98H57V96H59V95H61V93L59 92V87L61 86V84H62V82H65V81H67L68 80V77H75V76H72V75H74L73 73H75V72H77V68L79 67L78 65V67L76 66H74L76 69H75V72H74V70L72 69H70V70H68L66 67L67 66H65L64 68H63V65H60V64H56ZM134 65V64H133ZM137 65V64H136ZM145 65H146V63H145ZM152 65H154V67H155V65L156 64H152ZM158 65V64H157ZM217 65H220V64H217ZM222 65V64H221ZM226 65V67H228ZM231 65V66H232ZM31 66V65H30ZM47 66H48V64H47ZM53 66V65H52ZM69 66V65H68ZM104 65H102V67H103ZM111 66V65H110ZM122 66V65H121ZM148 66V65H147ZM165 66V65H164ZM257 66V65H256ZM258 66H259V64H258ZM36 67V66H35ZM41 67H43L42 65H41ZM70 67V66H69ZM80 67H82V66H80ZM101 67V66H100ZM109 67V66H108ZM112 67V66H111ZM111 67H109V68H111ZM129 67V66H128ZM131 67V66H130ZM150 67V65L148 66V68ZM167 67V66H166ZM217 67V66H216ZM216 67H215V69H216ZM219 67V66H218ZM225 67V68H226ZM248 67V68H249ZM255 67V66H254ZM67 70H66V69ZM91 68V67H90ZM140 68V67H139ZM145 68H146V66H145ZM155 68H162V67H155ZM168 68V67H167ZM239 68H237V69H239ZM261 67L259 66V69H260ZM36 69V68H35ZM82 69V68H81ZM116 69V68H115ZM123 69V68H122ZM126 69V68H125ZM125 69H123V70H125ZM152 69V68H151ZM151 69H149V70H151ZM194 69V68H193ZM221 69V68H220ZM223 69H224V67H223ZM245 69V68H244ZM51 70V69H50ZM53 70H54V67H53ZM100 70V69H99ZM122 70V71H123ZM136 70V69H135ZM141 69H138V71H140ZM148 70V69H147ZM148 70V71H149ZM158 70V69H157ZM213 70V69H212ZM250 70V69H249ZM72 71H73V73H72ZM115 71V70H114ZM122 71H121V73H122ZM129 71V70H128ZM152 71H153V69H152ZM231 71V70H230ZM234 71H237L236 69L234 70ZM234 71H233V73H234ZM243 71V70H242ZM256 71V70H255ZM263 71V70H262ZM54 72V71H53ZM86 72V71H85ZM85 72H83V73H85ZM88 72V71H87ZM111 72V71H110ZM124 72V71H123ZM127 72V71H126ZM142 72V71H141ZM150 72V71H149ZM158 72V71H157ZM229 72V71H228ZM228 72H227V74H228ZM245 72V71H244ZM253 72H252V74H253ZM49 73V72H48ZM80 73H81V71H80ZM89 73H91L90 71H89ZM88 73V74H89ZM106 73V72H105ZM121 73H120V75H121ZM129 73V72H128ZM216 73V72H215ZM223 73V72H222ZM231 73V72H230ZM229 73V74H230ZM86 74V73H85ZM92 74H94V73H92ZM117 74V73H116ZM126 74V73H125ZM157 74V73H156ZM242 74H243V72H242ZM245 74V73H244ZM250 74H251V72H250ZM256 74V73H255ZM52 75V74H51ZM55 75V74H54ZM76 75V74H75ZM111 75L112 76H114L115 75V73H114V75H113V73L111 72ZM110 75V76H111ZM130 75V74H129ZM136 75H138V74H136ZM142 75V74H141ZM159 75V74H158ZM156 75V76H153V77H151L152 79L154 78V77H156L158 80H157V82H159L160 83V81H162L161 79L163 78V76H162V78H161V76L159 75ZM221 75V74H220ZM220 75H219V77H220ZM231 75V74H230ZM230 75H228V76H230ZM240 75V74H239ZM82 76H84V74L82 75ZM87 76V75H86ZM97 76V75H96ZM99 76V75H98ZM131 76V75H130ZM129 76V77H130ZM149 76H151V75H149ZM148 76V77H149ZM193 76V75H192ZM191 76V77H192ZM238 76V75H237ZM236 75L233 77V75L232 76H230L231 78L230 79H232L231 81H232V83L233 82H235V81H237V77ZM250 76L251 75H249V77H245V80H247V84H246V81H245V86H244V84H243V86L242 85H240L241 87H243V88H245L246 87V90L244 89V90H242V94H243V92H245V98H244V96L241 94V95H238V94H240V93H238L237 94V92L238 91H236L235 92V87L234 86H232L233 87V92H231V95H228V96H231L229 99L231 100H228V102L230 103L231 102V104H233L234 106H235V104H237V106L239 105L240 107H242V108H240V107H238V109H240L241 110V113L243 112L242 110L244 109V111H245V109H247V107H249L247 110H253V111H247L248 113H246L244 116L246 117V118H250L251 120H252V118H253V120L254 119H256V120H254V121H256L257 122V116L260 118L261 116H259L258 114H256V113H260V115L261 114H263V116H264V103H260L259 101V103H260V105H258L257 106V104H258V102H256V105H251V106H248V105H250V104H255V102H245L244 103V105L242 104V102L244 101V100H246L248 97H250V98H248V100L250 99V101H252L251 100V96L249 95V94H252V96H253V93H257V94H261V92H264V84H260V82L258 81L259 79H256V78H250ZM78 77H80V76H78ZM94 77V76H93ZM117 77V76H116ZM136 77V76H135ZM147 77V79L145 78V80H146V82H152V79L149 77L148 78ZM236 77V78H235ZM256 77V76H255ZM50 78V77H49ZM53 78H54V76H53ZM52 78V79H53ZM90 78V77H89ZM113 78V77H112ZM131 78V77H130ZM156 78H154V79H156ZM189 78V77H188ZM194 78V77H193ZM213 78V77H212ZM218 78V77H217ZM241 78H244V77H241V76H239V78L238 79H241ZM46 79V78H45ZM73 79V78H72ZM78 79V78H77ZM76 79V80H77ZM96 79H98V80H96ZM122 79H124V78H122ZM128 79V78H127ZM143 79V78H142ZM153 79V80H154ZM192 79V78H191ZM249 79V80H248ZM87 80V79H86ZM89 80V79H88ZM93 80H95L94 82H98L97 84L95 83H92L91 85H89L88 84V86L89 87H87V89L86 90H84V93L83 92H81V91H79L80 92V94H81V97L83 96L82 94H84V100L83 99H81V100H79L78 98H74V96L75 95H77L76 93H75V95H73V97L72 98H68L67 97V99L65 100L64 98L62 99V98H60V96L58 97V99H53V100H56L57 102H55L54 101V104H56L55 106V111L53 112L54 114V119L56 120V122L55 123H59V122H61V120L64 118L65 120H66V118L67 117H70V116H72L73 114H74V116L75 115H83V116H88V115H90V116H88L89 118H92V116H93V114H94V112H96V109H97V107H94V105H93V102H92V105H91V101L90 100H88L89 98H91L92 99V97L94 98V96L95 97H98V95H97V93L99 94V92H100V99L101 98H103L102 96H101V94L102 95H104V98H105V100H104V98H103V100L104 101H111V103H112V101L114 100V97L115 96H113V92L111 93V94H107L106 93V97H105V94H103V93H101L102 91H101V89H100V84H99V80H100V78H94ZM110 80H111V78H110ZM113 80V79H112ZM111 80V81H112ZM135 81H133V82H136V80H138L139 81V79H137V78H135L134 79ZM144 80V79H143ZM160 80V81H159ZM217 80V79H216ZM234 80V81H233ZM53 81V80H52ZM77 81H79V80H77ZM91 81V80H90ZM89 81V82H90ZM128 81V80H127ZM138 81L136 82V83H138ZM140 81H142V80H140ZM154 81H156V80H154ZM192 82H193V80H191ZM212 81V80H211ZM241 84H242V80H238ZM238 81H237V83H238ZM50 82V81H49ZM69 82V81H68ZM67 82V83H68ZM72 82V81H71ZM83 82V81H82ZM114 82V81H113ZM164 82V81H163ZM170 82H172V81H170ZM185 82V81H184ZM187 82V81H186ZM227 82V81H226ZM129 83H130V81H129ZM136 83H133L131 86H132V89L130 90V93L129 94H131L132 92L131 91H135V93H136ZM244 83V82H243ZM19 84V83H18ZM66 84V83H65ZM84 84V83H83ZM103 84V83H102ZM107 84H109V83H107ZM126 84H128V82L126 83ZM131 84V83H130ZM149 84V83H148ZM169 84V83H168ZM172 84V83H171ZM186 84V83H185ZM191 84V83H190ZM229 84H230V81H229ZM228 84V85H229ZM64 85V84H63ZM104 85V84H103ZM113 85V84H112ZM123 85V84H122ZM130 86V85H129ZM129 86H125L126 88L127 87H129ZM171 86V85H170ZM174 86H175V84H174ZM226 86L227 85H225V87L224 88H226ZM239 86V87H240ZM23 87V86H22ZM113 87V86H112ZM119 86L117 85V88H118ZM122 86L120 85V88H121ZM139 88H140V86H138ZM161 87V86H160ZM176 87H177V85H176ZM179 87V86H178ZM221 87V86H220ZM229 87H230V85H229ZM53 88V87H52ZM61 88V87H60ZM123 88V87H122ZM171 88V87H170ZM173 88V87H172ZM228 88V87H227ZM235 88V89H234ZM14 89V88H13ZM82 89V88H81ZM103 89V88H102ZM109 89V88H108ZM130 89V88H129ZM230 89V88H229ZM237 89H238V86H237ZM61 90H63V89H61ZM66 90V89H65ZM83 90V89H82ZM107 90V89H106ZM105 90V91H106ZM113 90V89H112ZM55 91V90H54ZM120 91V90H119ZM123 91V90H122ZM126 91V90H125ZM180 91V90H179ZM231 91V90H230ZM11 92V91H10ZM26 92V91H25ZM31 92V91H30ZM34 92H35V90H34ZM60 94H59V93ZM62 92V91H61ZM77 92H78V90H77ZM79 92H78V94H79ZM176 92V91H175ZM181 92V91H180ZM27 93V92H26ZM74 93V92H73ZM119 93V92H118ZM134 93V94H135ZM150 93H152V92H147V93H145V94H142L140 97L141 98H144V97H148L149 95H151ZM28 94H29V92H28ZM52 94H54V93H52ZM58 94V95H57ZM96 94V95H95ZM123 94H124V92H123ZM123 94H120V97H121V95L123 96ZM126 94H128V93H126ZM129 94H128V96H129ZM171 94H173L172 92H171ZM176 94V93H175ZM230 94V93H229ZM249 96H248V95ZM26 95V94H25ZM31 95V94H30ZM51 95V94H50ZM132 95V94H131ZM130 95V96H131ZM181 95V94H180ZM246 95L248 96L247 98H246ZM6 96V95H5ZM24 96V95H23ZM79 96V95H78ZM117 96V95H116ZM153 96V95H152ZM171 96V95H170ZM172 96H174V95H172ZM50 97V96H49ZM53 97V96H52ZM76 97V96H75ZM242 97L244 98V100L241 102V99H242ZM26 98V97H25ZM157 98V97H156ZM178 98H179V96H178ZM177 98V99H178ZM261 98V97H260ZM11 99H12V97H11ZM18 99V98H17ZM52 99V98H51ZM63 100V103H62V100ZM98 99V98H97ZM100 99H98V101L100 102ZM164 99V98H163ZM177 101V99H176V97L174 98V97H172V98H170V100H171V102L173 103L172 105H174V106H172V107H176V105H179V101L178 102H176L175 100ZM192 99V98H191ZM4 100H6V99H4ZM19 100V99H18ZM61 102H60V101ZM103 100H101L102 102V104L104 103L103 102ZM116 100H117V97H116ZM125 100V99H124ZM124 100H122V102H124ZM127 100V99H126ZM155 101H156V99H154ZM165 100V99H164ZM178 100H181V99H178ZM190 100V99H189ZM13 101H14V99H13ZM65 101V102H64ZM95 103H96V98H95ZM97 101V102H98ZM120 101V100H119ZM127 101H130L129 99L127 100ZM163 101V100H162ZM184 101V100H183ZM182 100L180 101V102H183ZM17 102V101H16ZM19 102H21V101H19ZM48 102H50V100L48 101ZM131 102V101H130ZM187 101H185V102H183L182 104L180 103V107H181V110H186L187 109V111L189 112V115H190V112H192V108L189 106V108H187L188 106L187 105H185V104H187L186 103ZM195 102H196V100H195ZM107 102H105V104H106ZM137 103H138V100H137ZM160 103H162V102H160ZM185 103V104H184ZM193 103L194 102H192V105H193ZM226 103V102H225ZM242 105H241V104ZM250 103V104H249ZM53 104V105H54ZM108 104V103H107ZM122 104V103H121ZM124 104V103H123ZM142 104V103H141ZM158 104V103H157ZM197 104V103H196ZM223 104H224V102H223ZM97 105V104H96ZM98 105H99V103H98ZM104 105V104H103ZM130 105V104H129ZM161 105H165V107H164V109H169V101L167 100V102L165 101H163V104H160V106ZM184 105V106H187L186 108L184 107H182V106ZM191 105V106H192ZM215 105V104H214ZM221 105V104H220ZM224 105H227V103L226 104H224ZM224 105H222L223 106V110L222 111H226L227 110V108H226V106H225V108H226V110H224L225 108H224ZM229 105V104H228ZM10 106V105H9ZM100 106H102V105H100ZM121 106V105H120ZM132 106V105H131ZM157 106V105H156ZM163 106H161L162 108H163ZM107 107H109L108 105H107ZM130 107V106H129ZM138 107V106H137ZM171 107V108H172ZM194 107V106H193ZM214 107H219V106H214ZM232 107V109L233 110H235L234 108H233V106H231ZM231 107L229 108V109H231ZM236 107V106H235ZM255 107H256V110H257V112L255 111ZM10 108V107H9ZM99 108V107H98ZM126 108V107H125ZM128 108V107H127ZM132 108V107H131ZM158 108H159V106H158ZM177 108V107H176ZM176 108L175 109H173V110H176ZM183 108V109H182ZM191 108V109H190ZM5 109H6V107H5ZM105 109V108H104ZM140 109V108H139ZM178 109H179V106H178ZM231 109V110H232ZM8 110V109H7ZM98 110V109H97ZM127 110H129V109H127ZM141 110V109H140ZM146 110V109H145ZM160 110H162V109H160ZM172 110V109H171ZM189 110H191V111H189ZM239 110V111H240ZM129 111H131V110H129ZM129 111H128V113H126L125 112V110H124V112H125V116L124 115H119L120 116V118H119V120L118 121H116V123H115V125L117 126L119 123H120V125L122 124L123 125V128H124V130L122 131V130H120V131H122L121 133L119 132V133H117V130H116V127H115V125H114V123L112 124V128H106V126H105V128L106 129H104V127H102V129H104V130H99V129H97V128H94V129H96V130H94V129H91L93 126H92V124L90 123V121H89V124L91 125H88V126H90L91 128V130H85V129H83L82 130V132H80V133H77L76 135H70V138L68 137V134H67V138L66 139H62V141H61V139L59 140V138L57 139V143L56 144H59L58 145V147H56V148H54V152H56V153H54V154H51V155H53V156H51V160H52V157L54 158L52 161H51V164H53V165H55L56 167L54 168L55 170H53L54 172H52L53 174L56 172V174L55 175H57L58 176V174L61 176H67L68 177V179L69 178H75V179H77V178H82L84 181L85 180H89L90 182L92 181L93 183L96 181V182H98L99 183V185L100 184H102L103 186V188H102V190H99V197H100V200L102 199L103 201H104V203L103 204H107V206H105L103 209H104V211H103V209L101 208V212L103 211L105 214H106V216L108 215V212H109V210L107 211V209H108V204L109 203H111L112 201L109 199V198H107V194L109 195V193H111V194H113V193H116L117 191H119L120 189H122V188H124V187H122V185L124 186V184H127V186H128V184L129 183H126V182H131L132 183V179L131 178H133L134 180H135V178L137 179L138 177H141V178H144L145 180H149L153 175H154V168L156 167H153V168H151V170L149 171L148 169H150V168H146L148 171H144V168H145V166H147V165H149L148 167H150V164H152V165H154V164H163L162 165V167L164 168V170L166 169V171H170L169 169L171 168V171L172 170H175L173 173H174V175H173V173L171 174L170 172H166L167 173V175L170 173L171 175L170 176H165V177H171V178H164L165 180H168V181H166V185H169V187H168V191H169V193H171V195H170V197L172 196V201H174V199H173V195H172V190L174 191V188L172 189V186L173 185H171V184H173V183H168V182H172L171 180H174L176 177H178L179 176V173H180V177L182 176V174H185V173H192L193 172V174H195L197 171L199 172L200 170H197V169H200L199 168V166H198V168L196 169V171L195 170H192L191 168H187V169H184L182 172H179L178 173V171H181V170H177L176 168H177V166H179V165H177L176 166V168H175V165L177 164V158L180 156H182V157H184V158H186L187 159V162H188V164H189V166H195V164L196 163H198L199 162V159H204V157L205 158H207L208 157V155H210V158L213 156L212 154H213V151L211 152V150H209L208 148L206 149V153H208L207 155L204 153H201L200 154V152L198 153V155H197V152H196V150H194V149H192L191 147H193V146H191L190 144L192 143V145H194L193 144V142H194V140H197V139H195V138H192V139H194V140H192L191 141V143L190 144H188L189 142H188V140H184V142H183V140H182V143H181V138L179 139V142L181 143L180 145H178L179 143L177 142V145L175 146L174 145V147H173V149H168V150H166V151H163V150H161L162 148H163V146L161 145V144H159L160 143V141H161V143H162V141H165L166 142V140H169V141H172L171 139H173V136H172V134L175 132L176 133V130H174V129H172V131H171V129H169L168 127V129H156V131H155V129H153L154 127H153V123H154V125H155V123L157 124V122H155L154 120V122H152V120H151V122H149L147 119H146V117H145V119L144 118H142V119H144V120H141V121H143V123L140 125V123H139V125H140V128H136L138 125H137V123L136 122H138L137 120H135L134 121V119H133V117H134V115L130 112L129 113ZM139 111V110H138ZM170 111V110H169ZM168 111V112H169ZM219 111V110H218ZM103 112V111H102ZM120 112V111H119ZM121 112H122V110H121ZM141 112H142V110H141ZM156 112V111H155ZM158 112H159V110H158ZM161 112V111H160ZM163 112V111H162ZM161 112V113H162ZM164 112H166V110L164 111ZM171 112L172 111H170L169 112V114L171 115ZM176 112V111H175ZM179 112V111H178ZM186 112V111H185ZM208 112V111H207ZM210 112V111H209ZM212 112H216L217 113V110L215 111H212ZM227 112H231V111H227ZM225 113V112H223V113H225L224 115L226 116V117H229V116H227L229 113ZM234 113H235V116H236V112L235 111H233ZM136 113H137V111H136ZM145 113H146V111H145ZM153 113H154V111H153ZM184 113V112H183ZM187 113V112H186ZM245 113V112H244ZM243 113V114H244ZM249 113L252 115L251 117H247L246 115L248 114V116H249ZM97 114V113H96ZM95 114V115H96ZM100 114V113H99ZM177 114V113H176ZM193 114V112L191 113V115ZM232 114V113H231ZM230 114V115H231ZM238 114L239 115H243V114H240L239 112H238ZM253 114H254V116H253ZM256 114V115H255ZM140 115V114H139ZM142 115V114H141ZM163 115H164V113H163ZM170 115H167V116H169L170 117ZM173 115V114H172ZM175 115V114H174ZM206 115V114H205ZM211 115H213V114H211ZM217 115V114H216ZM234 115V114H233ZM232 115V116H233ZM122 116V117H121ZM166 116V115H165ZM184 116V115H183ZM182 116V117H183ZM193 116V115H192ZM209 116V115H208ZM219 116V115H218ZM238 116V115H237ZM262 116V117H263ZM66 117V118H65ZM100 117V116H99ZM98 117V118H99ZM114 117V116H113ZM141 117L142 116H140L138 119H141ZM144 117V116H143ZM153 117V116H152ZM151 116H149V119H153ZM154 117H155V115H154ZM157 117V116H156ZM174 117V116H173ZM176 117L180 120V121H183V122H185L184 120H183V118L181 117V113H180V115H176ZM256 117V118H255ZM52 118V119H53ZM75 118V117H74ZM82 118V117H81ZM97 118V117H96ZM105 118V117H104ZM171 118V117H170ZM177 118H176V120H177ZM221 118V117H220ZM225 118V117H224ZM234 118H236V117H234ZM241 118H243V117H240L239 119H241ZM245 118V119H246ZM258 118V119H259ZM155 119V118H154ZM161 119V118H160ZM159 118H158V123H159V125L161 124V125H163L162 123H161V120H160ZM226 119H228V118H226ZM230 119H231V117H230ZM249 119V120H250ZM261 119V118H260ZM64 120V122H66ZM69 119H67V121H68ZM106 120V119H105ZM175 120V121H176ZM192 120V119H191ZM224 120V119H223ZM232 120H233V118H232ZM243 120V119H242ZM241 120V121H242ZM247 121H248V119H246ZM245 120V124H246V127H247V125H249L251 128H253L252 126L254 125V124H256V123H254V121H250V122H247ZM262 120H263V118H262ZM261 120V121H262ZM59 121V122H58ZM100 121V119L98 120V122ZM156 121H157V119H156ZM163 121V120H162ZM178 121V120H177ZM177 121H176V126L178 127V126H182L181 124H180V121H179V125L177 124ZM234 121V120H233ZM236 121H238V119L236 120ZM258 121H260V120H258ZM54 122V121H53ZM70 122H71V119H70ZM73 122V121H72ZM92 122V121H91ZM94 123V124H97V125H99L100 123ZM101 122H103V121H101ZM230 122V121H229ZM251 122H253V123H251ZM263 122V124H261V125H264V121H262ZM93 123V122H92ZM152 123V124H151ZM190 123V122H189ZM240 123V122H239ZM238 123V124H239ZM259 123L260 122H258L256 125H254L256 128L257 127H259ZM60 124H62V123H60ZM69 124V123H68ZM85 124V123H84ZM170 124V123H169ZM184 124V130L182 129L183 128V126L180 128V130H182V131H186V126H185V123H183ZM230 124V123H229ZM235 124H237L236 122H234V125ZM66 125V124H65ZM70 125V124H69ZM120 125H118V126H120ZM165 125V124H164ZM189 125V124H188ZM260 125V126H261ZM58 126L59 125H57V127H56V129L58 128ZM62 126V125H61ZM64 126V125H63ZM85 126V125H84ZM100 126V125H99ZM98 126V127H99ZM126 126V127H125ZM157 125H155V127H156ZM167 126V125H166ZM166 126H161L162 128H166ZM172 126V125H171ZM195 126V125H194ZM108 127V126H107ZM114 127V128H113ZM128 127V129H126ZM158 127V126H157ZM160 127V126H159ZM160 127V128H161ZM191 127V129H192V126H190ZM190 127H189V129L188 130H190ZM200 127V126H199ZM53 128H54V126H53ZM62 128V127H61ZM101 128V127H100ZM122 128V127H121ZM120 128V129H121ZM135 128H136V130H135ZM171 128V127H170ZM172 128H174V126H172ZM187 128H188V126H187ZM195 128H196V126L194 127V132L196 131L195 130ZM201 128H203V127H201ZM209 128V127H208ZM211 128V127H210ZM256 128H255V130H256ZM56 129H55V131H56ZM66 129V128H65ZM82 129V128H81ZM89 129V128H88ZM140 129H143V132H144V136L143 137H141L140 136ZM176 129V128H175ZM206 129V128H205ZM258 129V128H257ZM85 130V131H84ZM154 130V131H153ZM177 130H178V128H177ZM200 130L201 129H199L198 130V127H197V131H199V135H197V134H195L192 130H190L191 132H193L194 134H195V136L197 135V138L199 139V137L198 136H200L201 134L200 133H202V131L200 132ZM207 131H208V129H206ZM212 130H213V127H212ZM219 130V129H218ZM218 130H217V132H216V129L215 130H213V131H211V129H210V131H211V135H209V139L211 140V138H214V136H212L213 135V133H214V131L219 135V133H218ZM60 131V130H59ZM59 131H56V132H59ZM67 131V130H66ZM182 131L181 132H179V134H181L182 133ZM190 131H189V133H190ZM53 132H54V130H53ZM70 132V131H69ZM68 132V133H69ZM142 132V131H141ZM178 132V131H177ZM188 131H186V135H187V137L188 138H190L189 136H191L190 134H193V133H190V134H188L187 133ZM221 132V131H220ZM222 132H223V130H222ZM256 132V131H255ZM174 133V134H175ZM258 133V132H257ZM256 133V134H257ZM261 133H262V131H261ZM179 134H176L177 136L179 135ZM184 136H182V137H185L186 135H185V132H183L182 133ZM193 134V135H194ZM204 134V133H203ZM209 134H210V132H209ZM176 135L174 136V137H176ZM192 135V136H193ZM205 135H207V134H205ZM215 135V134H214ZM224 135H225V133H224ZM259 135V134H258ZM59 136H60V133H59ZM75 136V137H74ZM180 136V135H179ZM195 136H193V137H195ZM203 136V135H202ZM210 136H212L211 138H210ZM230 136V135H229ZM257 136V135H256ZM186 137V138H187ZM218 137V136H217ZM217 137H215L216 139H217ZM222 137V136H221ZM220 137V138H221ZM225 137H227V136H225ZM54 138H56V137H54ZM190 138V139H191ZM206 138V137H205ZM207 138H208V135H207ZM231 138V137H230ZM183 139H185V138H183ZM202 139V138H201ZM209 139H207V140H209ZM222 139H224L223 137H222ZM221 139V140H222ZM234 140L236 139V138H233ZM177 139L175 138V140L174 141H176ZM209 140V141H210ZM212 140H214V139H212ZM210 141L212 144H213V141ZM220 140V141H221ZM233 140V141H234ZM152 141H156V142H158V144H157V146H155L156 145V142H152ZM169 141H167V142H169ZM200 141V140H199ZM204 141V140H203ZM216 141V140H215ZM214 141V142H215ZM232 141V142H233ZM238 141V140H237ZM167 142H166V145H167ZM223 142H224V140H223ZM222 142V143H223ZM229 142V143H228ZM231 141H229V139H228V141H227V143H228V145L229 144H231L230 143ZM151 143V144H150ZM195 144L197 143V142H194ZM205 143H206V141H205ZM211 143H210V145H211ZM235 143V142H234ZM153 144V145H152ZM225 144V143H224ZM233 144V143H232ZM146 145H150L149 147L151 148V145L153 146V148L154 149H156L157 147V151H158V149H160L159 148V146L161 147V149H160V151H154V152H157L158 154H155V156L154 157H149V156H142V158H138V159H135L134 160V157H136L137 158V156H133V154H131L132 156H133V159L132 160H134L133 162H136L134 165L132 164V162H129V159H128V162H126L125 161V159L126 158H121V157H118L119 158V162H114V161H116V159H114V161L112 160L111 162L109 161V162H100V163H98V165H102V163H103V165H104V168H105V171H103L98 165H97V161L96 160H94V161H96V162H94L93 160H91V161H88L87 162V160H86V153L88 154V156L90 157V156H92V157H97L98 156V151L99 150H104V149H106V148H109V147H113V148H115L116 149V147H120V146H122V147H120L119 149H122L124 146L126 147H128L129 148V150H132V149H134V151H135V149H140L141 147H143V146H145V148H146ZM189 145H190V148L192 149V150H190L189 149ZM227 145V146H228ZM56 146V145H55ZM194 146H196V145H194ZM207 146H208V144H207ZM223 146V145H222ZM234 146V145H233ZM205 147V146H204ZM213 147V146H212ZM226 147V146H225ZM147 148H148V146H147ZM149 148V149H150ZM153 148H151L150 149V151H149V149H145V152H146V150L150 153L151 152V150L153 149ZM172 148V147H171ZM221 148H223V147H221ZM66 149V150H65ZM143 149L144 148H141V150H142V152L144 153V151H143ZM153 149V150H154ZM201 149V148H200ZM4 150V149H3ZM113 150V149H112ZM116 150H118V149H116ZM196 152V154H195V152ZM205 150V149H204ZM226 150V149H225ZM139 151V150H138ZM198 151V150H197ZM216 151H219L218 149L216 150ZM223 151V150H222ZM70 152L73 154L72 156H71V158H70V156H69V158H68V156L66 155L67 153H69L70 154ZM130 152V151H129ZM141 151H139V153H140ZM141 152V153H142ZM147 152V153H148ZM211 154H210V153ZM53 153V152H52ZM113 153V152H112ZM115 153V152H114ZM134 153V152H133ZM116 154V153H115ZM123 154V153H122ZM127 154V156H128V153H126ZM125 154V155H126ZM130 154V153H129ZM135 154L136 155H138L137 153H136V151H135ZM146 154V153H145ZM100 155V154H99ZM114 155V154H113ZM117 156H118V153L116 154ZM148 155V154H147ZM201 155H206V156H202L203 158H201ZM223 155V154H222ZM226 155H227V153H226ZM139 156V155H138ZM197 156H199V157H197ZM216 156L217 155H215V159H216ZM225 156V155H224ZM49 157V156H48ZM88 157V158H89ZM106 157V156H105ZM111 157V156H110ZM125 157V156H124ZM131 157V156H130ZM221 157V156H220ZM219 157V158H220ZM87 158V159H88ZM103 158V157H102ZM101 158V159H102ZM128 158H129V156H128ZM196 158V159H195ZM197 158H199V159H197ZM209 158V157H208ZM222 158V157H221ZM221 158H220V160H221ZM110 159V158H109ZM213 159V158H212ZM217 159H218V157H217ZM216 159V160H217ZM225 159V158H224ZM98 160V159H97ZM105 160V159H104ZM131 160V161H132ZM140 160V161H139ZM196 160H198V162H196ZM205 160H207V159H205ZM223 160V159H222ZM103 161V160H102ZM126 162L125 164H127L128 163V166H131L130 168H127V169H125V170H121L120 169V167L122 166V165H124V164H122V162ZM202 161H204V160H202ZM214 160H209V162L211 163V162H213ZM224 161V160H223ZM230 161V160H229ZM99 162V161H98ZM201 162V161H200ZM207 162H208V160H207ZM218 162V161H217ZM220 162V161H219ZM16 163V162H15ZM186 163V162H185ZM204 163V162H203ZM214 163H215V161H214ZM228 163H230V162H228ZM23 164V163H22ZM24 164H25V162H24ZM50 164V163H49ZM191 164V165H190ZM200 164V163H199ZM213 164V163H212ZM211 164V165H212ZM220 164H222V163H220ZM227 164V163H226ZM24 167H27L26 169H28V166H25V165H23ZM52 166V165H51ZM96 166V167H95ZM98 166V167H97ZM167 166H169L170 168H168ZM196 166H197V164H196ZM207 166V165H206ZM6 167V166H5ZM168 168V170H167V168ZM203 167H205V166H203ZM220 167V166H219ZM227 167H229V164H227ZM10 168V167H9ZM31 168V167H30ZM163 168H161V169H163ZM181 168V167H180ZM209 168V167H208ZM212 168V167H211ZM222 168V167H221ZM6 169V168H5ZM26 169H24L23 168V170L24 171H27ZM32 169V168H31ZM143 169V170H142ZM1 170V169H0ZM11 170V169H10ZM52 170V169H51ZM152 170H153V172H152ZM156 170V169H155ZM159 170H160V166H159ZM158 170V171H159ZM177 170V171H176ZM213 170V169H212ZM7 171H8V169H7ZM29 172H30V170H28ZM139 171H144V173L143 172H139ZM157 171V172H158ZM204 171H208V169L207 170H204ZM229 171V170H228ZM227 171V172H228ZM5 172V171H4ZM49 172H50V170H49ZM137 172H139L140 174H137L136 175V173ZM159 172H161V171H159ZM165 172V171H164ZM163 172V170H162V173H164ZM209 173L211 172V170L210 171H208ZM225 172V171H224ZM20 173V172H19ZM51 173V172H50ZM51 173V175H53ZM153 173V174H152ZM182 173V174H181ZM202 173V172H201ZM220 173H221V171H220ZM1 174V173H0ZM4 174V173H3ZM26 174H27V172H26ZM46 174H48V172H46ZM197 174V173H196ZM263 174H264V172H263ZM22 175H24L25 176V173L24 174H22ZM44 175V174H43ZM49 176H51L50 174H48ZM48 175H44V176H42V177H45L46 176V179H48L49 178V176ZM157 175H158V173H157ZM164 175H166L165 173H164ZM208 175V174H207ZM210 175H211V173H210ZM224 175V174H223ZM223 175H222V177H220V179L222 180V181H224L225 179H223ZM47 176H48V178H47ZM57 176H56V178H57ZM61 176V177H62ZM163 176V175H162ZM172 176H173V178H172ZM198 176V175H197ZM204 176H205V174H204ZM225 176H226V174H225ZM1 177V176H0ZM241 177V176H240ZM5 177H3V180H5L4 179ZM51 178H53L54 179V175H53V177H51ZM162 178V177H161ZM208 178V177H207ZM211 179H212V177H210ZM244 178V177H243ZM10 179V178H9ZM45 179V180H46ZM50 179V178H49ZM65 179V178H64ZM81 179V180H82ZM128 179H131V180H129V181H127ZM154 179V178H153ZM163 179V178H162ZM163 179V180H164ZM219 179V178H218ZM52 180V179H51ZM51 180L50 181H48V182H46L47 184L49 183V182H51ZM165 180H164V183H165ZM176 180V179H175ZM53 181V180H52ZM69 181V180H68ZM75 181V180H74ZM147 181H145V182H147ZM177 181V180H176ZM209 181V180H208ZM86 182V184H87V181H85ZM91 182V183H92ZM95 182V183H96ZM135 182V181H134ZM144 182V181H143ZM178 182H179V180H178ZM218 182H219V180H218ZM217 182V183H218ZM45 183V184H46ZM63 183V182H62ZM61 183V184H62ZM131 183H130V185H131ZM148 183V182H147ZM176 183V182H175ZM84 184V183H83ZM86 184H84L85 186H86ZM134 184V183H133ZM146 184V183H145ZM151 184V183H150ZM177 184V183H176ZM175 184V185H176ZM215 184V183H214ZM220 184V183H219ZM50 185V184H49ZM80 185V184H79ZM84 185H82V186H79V187H81V189H82V187L84 186ZM88 185V184H87ZM97 185V184H96ZM136 185H139V184H136ZM158 185V184H157ZM166 185H164V187H166ZM217 185V184H216ZM216 185H215V187L214 188H216ZM241 185V184H240ZM239 185V186H240ZM101 186V185H100ZM144 186V185H143ZM148 186V185H147ZM214 186V185H213ZM212 186V187H213ZM150 187H152V186H150ZM149 187V189H152V188H150ZM160 187V186H159ZM162 187H163V185H162ZM176 187H177V185H176ZM242 187V186H241ZM69 188V187H68ZM126 188V187H125ZM208 188V187H207ZM237 188H238V186H237ZM32 190L31 191H34L33 190V188H31ZM80 189V188H79ZM87 189H89L88 187H87ZM133 189V188H132ZM132 189H130V194L129 195H133L134 196V193H133V191H135L134 189L132 190ZM139 189V188H138ZM147 188L146 187H141L140 188V194H144V193H146L149 189H147V191H145ZM162 189V188H161ZM163 189H165V188H163ZM240 189H242V188H239V190ZM244 189V188H243ZM65 189H63V191H64ZM71 190V189H70ZM153 190V189H152ZM166 190V189H165ZM165 190H164V193H165ZM204 190V189H203ZM208 190V189H207ZM234 190V189H233ZM238 189H236V191H237ZM62 191V190H61ZM62 191V192H63ZM150 191V190H149ZM158 191V190H157ZM160 191V190H159ZM176 191H178V190H176ZM2 192V191H1ZM0 192V193H1ZM6 192L8 193V190H6ZM30 192V191H29ZM61 192V193H62ZM65 192V191H64ZM82 192V191H81ZM80 192V193H81ZM85 192H87V191H85ZM162 192V191H161ZM167 192V191H166ZM67 193H68V191H67ZM66 193V194H67ZM72 193V192H71ZM71 193L69 192V194L68 195H71ZM83 193H84V191H83ZM118 193V192H117ZM121 193V192H120ZM149 193V192H148ZM155 193V192H154ZM174 193H175V191H174ZM240 193V192H239ZM241 193H243V190L241 191ZM262 193H264V191L262 192ZM156 194V193H155ZM166 194H168V192L166 193ZM3 195V194H2ZM1 195V196H2ZM32 195V194H31ZM28 192H25L24 194H19V192L18 193H16V192H13V191H9V194L7 195V199H6V202H8L9 204H15V205H19V203H20V200L21 201H23V198L25 197V199H24V202L26 201V200H28V201H30V204L32 203H37L36 201H37V198L34 196V197H32ZM40 195V194H39ZM62 195H64V193L62 194ZM80 196H79V200L81 199L82 200V198L84 197L85 198V193L82 195V193L81 194H79ZM83 197H82V196ZM98 195V194H97ZM124 195V194H123ZM122 195V196H123ZM152 195H153V192H152ZM165 195V194H164ZM169 195V194H168ZM168 195H167V197H168ZM3 196H6V193L3 195ZM28 196H30L31 198H35V200H32V199H30V197L28 198V199H26ZM72 197H73V194L71 195ZM86 200H87V198L89 199V200H87V201H89L90 202V200L92 199L93 200V198L95 197H93V198H91L90 197V195H88V194H86ZM89 196V197H88ZM130 196V200H129V202L128 201H126L127 203L125 204V205H123L121 208L123 209V210H125L124 212H126V214H127V211L129 212V214L131 215L132 214V216L134 215V214H136V209L137 208H139L138 210H140V207L142 206V199H141V201L139 200V201H137V200H135V199H133L132 197ZM163 196V195H162ZM174 196H175V194H174ZM244 196V195H243ZM69 197V196H68ZM80 197H82V198H80ZM110 197V196H109ZM124 197V196H123ZM142 197H144V196H142ZM142 197H140V198H142ZM150 197H152V196H150ZM156 197V195L153 197L154 199H156L155 198ZM230 197H232V196H230ZM234 197V196H233ZM240 197H241V195H240ZM239 197V198H240ZM261 197L262 198H259V199H262L261 201L259 200V204L256 206V203H253L254 205H251V207H249L247 210H244L243 211V215H241L240 213V215H241V217H239L240 219L242 218H244V221L245 220H247L246 218V216H248V215H251V214H253V216H252V219H251V221H253V222H256V223H258L259 222V224H261V228H256L254 231H253V233H250V234H253V235H251V237H250V234L248 235L249 237L248 238H250L251 240H255L256 241V239L258 238V236H259V239L261 238V233H264V194L263 195H261ZM4 198V197H3ZM6 198V197H5ZM44 198V197H43ZM65 198V197H64ZM67 198V197H66ZM65 198V199H66ZM77 198V197H76ZM84 198H83V200L82 201H86V200H84ZM132 198V199H131ZM164 198V197H163ZM238 198V199H239ZM72 199V198H71ZM112 199V198H111ZM123 199H125V198H123ZM127 199V198H126ZM153 199V200H154ZM166 199V198H165ZM168 199H169V197H168ZM168 199H167V201H168ZM176 199V198H175ZM241 199V198H240ZM31 200H32V202H31ZM44 200H46V199H44ZM74 200H75V198H74ZM91 200V201H92ZM184 200V199H183ZM28 201H26L25 203H27ZM33 201H35V202H33ZM86 201V202H87ZM102 201V202H103ZM149 201H151V200H149ZM166 200L165 201H163L162 200V204H161V202H159L158 200L157 201H155V203L157 202H159L160 204V208L161 207H163L164 209H166V207H168V206H165V204L167 203L168 204V202H167ZM179 201V200H178ZM4 202V201H3ZM24 202H22V203H20V204H23ZM39 202V201H38ZM72 202V201H71ZM96 202H97V199H96ZM171 202V200H169V204H171L170 203ZM2 203V202H1ZM0 203V204H1ZM29 203V202H28ZM75 203V202H74ZM82 203V202H81ZM81 203H76V205L75 204H73V205H75L76 206V208L78 209V211L76 210V211H71V213H65L64 212V215H66V214H68L67 216L69 217H66L65 216V218H67V219H71V221H72V219L74 220V219H77L76 220V224L77 223H81V226H83L84 224V222H88V221H90V223H92L93 225L95 224V225H97L98 224V226L96 227V228H94L95 227V225H94V227L93 226H91V227H93L92 229H88V230H86L88 233H86V236L84 237V235H83V239L85 240V238H87L86 240H88V238L90 239V241H89V243H88V245L90 244L91 246H90V249H92V247H93V243L95 244L98 240H96L97 238H96V235H97V237H99V241L101 240V248H102V250H104V257L103 258H105V260H103L104 261V263H105V261L107 262V263H105V264H110L111 262L112 263H114V264H122V263H124V260L125 259H132V258H134L135 259V261L137 260V257H139V256H141V255H144V257H145V259L147 260V264H151L153 261L152 260H154V259H152V258H156L155 256H158V257H160V256H164L165 255V257H166V255H168L167 257H171L172 256V260H173V256H177V258H175L174 257V260L176 261V260H178L179 258V256H181L180 257V259L182 260V258H184V257H186L188 254H193V255H197V258H199V259H201V264L202 263H208V264H220L221 262H224V263H229V264H238V262H240V263H243V264H250V263H254V264H258L259 263V261H258V257L257 258H254V259H252V260H250L251 258H248L247 260H246V262L244 263V255H242V249H244L246 252L248 251V249L246 250L245 249V247H244V245H240L241 246V248H239V246H238V244H237V246H238V249H240V252L239 253H237V255H235L234 257H233V259H231V260H229L228 258H226V257H222L221 259H220V257L218 258V257H216V256H214L213 255V253H210V252H212V250L211 251H209V255H207L206 254V251L208 250L207 249V247L209 248V246H211V245H209L208 243V241L206 240V239H209V236H211V235H209V233L208 232H206V230H207V227H206V229H205V232L206 233H208V236L207 235H202L201 236V238L200 239H202V241L203 240H206L205 241V244H203V245H206L207 247H206V251L204 250V249H200V248H198L197 249V247H200V246H198L199 244H197V245H193L192 246V244H190L191 242H189L188 240H185L184 239V241H183V239H182V241L179 239V238H177L176 236H177V234L175 235V233H173L174 235H172V233H171V235H170V232H171V230H172V228H168V230L170 231L169 232V234H168V236H166L165 235V231L164 232H162V225H161V223H159V222H162V220L161 219H159L158 220V223H153L154 221L151 219V221H153L152 223H151V221H149L148 223H146L145 224V226L143 227V229H144V233H143V235L146 237L145 239V241H143L142 240V238L144 237H140V238H138L137 236H139V234H140V232L137 234L135 231H136V229H139L138 227H136L138 224H136V226H135V228H134V232L136 233V235L134 234V232L132 233V232H129V233H132V236L134 237V235L136 236L135 238H138V239H140V242H138V243H140V244H138V243H136V245L138 244V247L134 250V249H132L131 248V250H133V251H130V252H132V254L131 253H129L128 252V250H126L128 253H123V252H117V249H115V247H112V249L110 248L111 246H110V241L116 236V235H118V236H116V237H118L119 238V236L121 235V234H119L118 232H116L115 234H114V232L115 231H119L120 229H122L121 228V226L120 225H118L117 223H118V221L115 223H113L112 222V224H110V223H108L109 221H111V219L110 220H107V219H109L108 217H106L105 219L104 218H102L103 216H105V214H103V212H102V214H103V216L101 215H98L97 214V212L95 211L94 212V215H95V217L96 218H92V219H95V220H91L90 219V216L89 215H87L86 213V211L84 212H81L80 210H82V209H79V208H81ZM114 203V202H113ZM125 203V202H124ZM123 203V204H124ZM150 203V202H149ZM152 203V202H151ZM174 203H176V202H174ZM182 203V202H181ZM258 203V202H257ZM4 204V203H3ZM30 205V206H34V204L33 205ZM39 204V203H38ZM43 204V203H42ZM41 204V205H42ZM79 204V205H78ZM83 204H85V203H83ZM119 204V203H118ZM132 204H134V205H136V207L137 208H135V206L133 207V205ZM153 204V203H152ZM166 204V205H167ZM168 204V205H169ZM177 204V203H176ZM176 204L174 205L173 204V202H172V204L170 205V206H176ZM218 204V203H217ZM2 205V204H1ZM7 205V204H6ZM14 205V206H15ZM111 204H109V206H110ZM130 205L132 206V208L134 209L133 211H135V213L131 210V213H130V209L128 210V208L130 207ZM162 205V206H161ZM183 205V204H182ZM29 206V208H33V207H30ZM71 206V205H70ZM117 206V205H116ZM151 206V205H150ZM1 207V206H0ZM44 207V206H43ZM74 207V206H73ZM72 207V208H73ZM85 207H87V205L85 206ZM118 207V206H117ZM120 207L117 209V210H115L116 212H114L115 214L113 215V213L110 215V217L112 218V217H118L119 216V213H120ZM239 207H240V205H239ZM239 207H238V209H239ZM3 208V207H2ZM36 208V207H35ZM113 208V207H112ZM154 208V207H153ZM159 208V209H160ZM163 208H161V209H163ZM184 208V207H183ZM39 210L37 211V208H36V210H31V211H29L30 213H28V214H30V219H27V221H24V220H22L21 218V220H19V219H16V217H17V213H15L16 214V216H15V219L16 220H12L11 218L10 219H6L7 217H10V216H8V214H7V212H5L6 214H7V216H6V218H5V216H3L2 217V215H0V219H1V217L4 219H6L7 221H4V220H0V222L1 221H3V222H7L8 224V229L10 230L11 229V231H13L12 229H14V228H16V227H18L17 225H19V228H21L20 230H23V228H25V229H27L28 230V233H29V235L31 234H36L37 232H39V230L41 231L42 229L43 230H45L44 228V223H45V218H44V208L42 209V208H38ZM94 209H95V207H94ZM97 209V208H96ZM5 210V209H4ZM93 210V209H92ZM2 211H3V209H2ZM1 210H0V212H2ZM37 211V212H36ZM98 211V210H97ZM119 211V212H118ZM141 211V210H140ZM164 211H166V210H164ZM163 211V212H164ZM183 211V210H182ZM67 212V211H66ZM90 212H91V209H90ZM118 212V213H117ZM144 212H145V210H144ZM147 212V211H146ZM157 212V211H156ZM208 212V211H207ZM4 213V214H5ZM98 215H96V214ZM110 213V212H109ZM123 213V212H122ZM137 213H140V212H137ZM256 213V214H255ZM5 214V215H6ZM27 214V213H26ZM124 214V213H123ZM150 214V213H149ZM148 214V215H149ZM157 214V213H156ZM162 214V213H161ZM237 214V213H236ZM37 215V216H36ZM93 215V214H92ZM121 215V214H120ZM139 216H140V218H141V215H142V213H141V215L140 214H138ZM144 215V214H143ZM152 215H155V214H153L152 213ZM12 216H14V214H12ZM132 216H129V217H132ZM135 216V215H134ZM133 216V217H134ZM211 216V215H210ZM144 217L146 218V215H144ZM13 218V217H12ZM18 218H19V216H18ZM89 218V219H88ZM139 218V217H138ZM143 218V217H142ZM147 218H149V217H147ZM197 218V217H196ZM201 218V217H200ZM59 219V218H58ZM97 219V220H96ZM116 219V218H115ZM114 219V220H115ZM118 219H120V218H117V220ZM130 219V218H129ZM149 219V220H150ZM240 219H237V220H239V221H242V220H240ZM12 220V221H11ZM57 220V219H56ZM134 220V219H133ZM141 221H142V219H140ZM145 220H147V219H145ZM155 220V219H154ZM161 220V221H160ZM236 220V221H237ZM93 221V222H92ZM121 221V220H120ZM131 221V220H130ZM189 221H191V220H189ZM193 221V220H192ZM60 222H61V220H60ZM69 222V221H68ZM98 222V223H97ZM129 222V221H128ZM132 222V221H131ZM47 223V222H46ZM71 223V222H70ZM119 223H121V222H119ZM130 223V222H129ZM135 223H136V221H134V225H135ZM3 224V223H2ZM6 224V223H5ZM12 226H11V225ZM109 224V225H108ZM131 224V223H130ZM144 224V223H143ZM182 224H183V222H182ZM49 225V224H48ZM63 225V224H62ZM78 225H80V224H78ZM87 225V224H86ZM122 225V224H121ZM241 225L243 226V224L241 223ZM16 226V227H15ZM64 226H66V225H64ZM113 228H112V227ZM123 226V225H122ZM181 226V225H180ZM242 226L240 227L241 229H242ZM10 227V228H9ZM12 227V228H11ZM87 227V226H86ZM132 227V228H131ZM133 225L131 224V226H130V230L129 231H132V229H133ZM164 227H166L165 225L163 226V229H165ZM225 227V226H224ZM63 228H65V227H63ZM67 228V227H66ZM81 228V227H80ZM82 228H84L85 229V227H82ZM167 228L165 229L166 231H168L167 230ZM185 228V227H184ZM182 229V228H181ZM48 230V229H47ZM62 230V229H61ZM81 230V229H80ZM123 231H124V229H122ZM122 230L120 231V232H122ZM141 230H142V228H141ZM140 230V231H141ZM174 230V229H173ZM172 230V231H173ZM201 230H202V228H201ZM209 230V229H208ZM33 231H36V233L35 232H33ZM68 231V230H67ZM77 231V230H76ZM143 231V230H142ZM174 231H176V229L174 230ZM182 231V230H181ZM58 232V231H57ZM72 232V231H71ZM81 232V231H80ZM177 232V231H176ZM179 232V231H178ZM204 232V231H203ZM9 233V232H8ZM11 233V232H10ZM13 233V232H12ZM20 233V232H19ZM43 233V232H42ZM59 233H61V232H59ZM96 233H101V234H99V235H102V236H98V234H96ZM118 233V234H117ZM142 233V232H141ZM210 233H212V231L210 232ZM21 235L23 234V232L21 231V233H20ZM70 234V233H69ZM185 234V233H184ZM213 234V233H212ZM12 236L11 237H9L7 234L5 235V234H1V236L3 237H0V246H1V248H4V247H6L5 249H6V251L5 250H3V252H2V254L0 255V264H32L33 262H31L32 260L31 259H28V257L27 256H23V252L20 250V249H17V248H19V246L18 245H20V243L18 244V242L21 240H23V239H25V238H23L24 236V234L22 235V238L20 237V238H16L13 234H11ZM28 235V236H29ZM30 235V236H31ZM40 235V236H39ZM38 236H36V240L37 239H39V240H41V241H43L44 240V238H42L43 236H42V234H41V232H40V234H39ZM46 235V234H45ZM67 235V234H66ZM65 235V236H66ZM73 235V234H72ZM87 235H88V237H87ZM131 235V234H130ZM182 235V234H181ZM199 235V234H198ZM222 235V234H221ZM262 235H264V234H262ZM20 236V235H19ZM28 236H27V238H28ZM34 236V235H33ZM33 236H32V238H33ZM42 236V237H41ZM47 236V235H46ZM45 236V237H46ZM141 236V235H140ZM166 236V237H165ZM213 236H214V234H213ZM18 237V236H17ZM75 237V236H74ZM102 239H101V238ZM152 237H154L155 238V242H157V244H155L157 247H156V249H154L153 251H150V250H152L153 249V246H152V243H151V239H152ZM183 237V236H182ZM212 237V236H211ZM210 237V238H211ZM31 238V237H30ZM51 238V237H50ZM76 238V237H75ZM96 238V239H95ZM122 238V237H121ZM120 238V239H121ZM134 238V239H135ZM153 238V239H154ZM186 238V237H185ZM205 238V239H204ZM34 239V238H33ZM43 239V240H42ZM81 239V238H80ZM115 239H117V238H115ZM114 239V240H115ZM129 240L128 241H130V239L131 238H128ZM133 239V238H132ZM131 239V240H132ZM144 239V238H143ZM212 239V238H211ZM213 239H216V238H213ZM212 239V240H213ZM221 239H224L223 237L221 238ZM85 240V241H86ZM96 240V241H95ZM113 240V241H114ZM199 240V239H198ZM212 240H209V241H212ZM20 241V242H21ZM25 241V240H24ZM45 241V240H44ZM87 241V242H88ZM98 241V242H99ZM112 241V242H113ZM154 241V240H153ZM162 241H164L163 242V244H162ZM189 242V245H187V242ZM201 241V242H202ZM222 242L223 241H225V240H221ZM220 241V242H221ZM229 241V240H228ZM23 242V241H22ZM40 242V241H39ZM116 242V241H115ZM125 242V241H124ZM127 242V241H126ZM143 242H147L146 244H144ZM155 242H153V243H155ZM213 242V244H215L214 242H216L215 240H213L212 241ZM227 242V241H226ZM225 242V243H226ZM238 242V241H237ZM261 242V241H260ZM41 244H42V242H40ZM92 243V244H91ZM134 243V242H133ZM133 243H132V245H133ZM197 243V242H196ZM204 243V242H203ZM211 243V242H210ZM81 244V243H80ZM99 244V243H98ZM97 244V245H98ZM123 244V243H122ZM162 244V246H160ZM212 244V243H211ZM227 245H224V247L225 246H228V243H226ZM239 244H241L240 242H239ZM258 244V243H257ZM2 245H3V247H2ZM86 245V244H85ZM146 245V246H145ZM154 245V246H155ZM259 245V248H263L262 250H264V243H259L258 244ZM43 246V245H42ZM114 246V245H113ZM120 246V245H119ZM215 246V245H214ZM44 247V246H43ZM42 247V248H43ZM66 247V246H65ZM131 247H134L135 248V246L133 245V246H131ZM166 249H165V248ZM230 247V246H229ZM42 248H41V250H42ZM94 248V247H93ZM100 248V247H99ZM100 248V249H101ZM114 248V249H113ZM126 248H128V246L126 247ZM125 248V249H126ZM162 248H164L165 250H163ZM204 248H205V246H204ZM89 249V248H88ZM109 249V250H108ZM129 249V248H128ZM55 250V247H53L52 245L50 246V247H45V248H43V251L44 252H41V253H43L45 256H44V258L45 257H47V258H45L44 260H46V259H49V256H52L51 255V253L52 254H54L53 252H55L54 251ZM65 250V249H64ZM115 250H116V252H115ZM119 250V249H118ZM123 250V249H122ZM130 250V249H129ZM2 251V250H1ZM58 251V250H57ZM68 251V250H67ZM97 251V250H96ZM120 251H121V249H120ZM213 251H214V249H213ZM38 252H40L39 251V249H38ZM66 252V251H65ZM65 252H64V255H66L65 254ZM110 252V253H109ZM151 252V253H150ZM153 252V253H152ZM155 252V253H154ZM245 252V253H246ZM56 253V252H55ZM97 253V252H96ZM115 253L117 254V256H115ZM119 253V254H118ZM248 253H251V252H247L246 253V255L248 254ZM184 254H186V256L184 255ZM210 254H212V255H210ZM40 255L41 254H38V257L39 258H41L40 257ZM55 255V254H54ZM53 255V256H54ZM68 255V254H67ZM71 255V254H70ZM103 255V254H102ZM182 255L184 256V257H182ZM43 256V255H42ZM88 256H90V255H88ZM95 257H97L98 258V256L100 257L101 255H94ZM190 256V255H189ZM188 256V257H189ZM65 258H66V256H64ZM102 257V256H101ZM100 257V258H101ZM143 257V258H144ZM169 257V258H170ZM192 257V256H191ZM252 257V256H251ZM55 258V257H54ZM141 258H142V256H141ZM140 258V259H141ZM150 259V261H149V259ZM169 258H168V260H169ZM196 258V257H195ZM194 258V259H195ZM134 259H132L133 261H134ZM161 259V258H160ZM164 259V258H163ZM63 260H65V259H63ZM70 260H71V258H70ZM84 260V259H83ZM97 260V259H96ZM98 260H100V259H98ZM102 260V259H101ZM109 260H111V262L109 261ZM129 260H127V261H129ZM131 260V261H132ZM157 260V259H156ZM192 260V259H191ZM196 260V259H195ZM194 260V261H195ZM222 260V261H221ZM33 261L35 262V260L33 259ZM203 261V262H202ZM47 262V261H46ZM64 262H66V261H64ZM110 262V263H109ZM126 262V261H125ZM143 262V261H142ZM146 262V261H145ZM149 262V263H148ZM151 262V263H150ZM159 262V261H158ZM157 262V263H158ZM167 262H170V260L169 261H167ZM166 262V263H167ZM176 262H178V261H176ZM181 263H182V261H180ZM180 262H178V263H180ZM198 262V261H197ZM48 263H50L49 261H48ZM56 263V262H55ZM60 263V262H59ZM85 263V262H84ZM132 264V262H130L129 261V264ZM153 263H156V262H153ZM152 263V264H153ZM165 263V264H166ZM174 263V261H172V263L171 264H173ZM178 263H175V264H178ZM223 263V264H224ZM34 264V263H33ZM45 264H47V263H45ZM58 264V263H57ZM61 264V263H60ZM87 264V263H86Z\"/></svg>","mask_w":264,"mask_h":264},{"label":"built area","instance_id":"3","mask_svg":"<svg viewBox=\"0 0 264 264\" xmlns=\"http://www.w3.org/2000/svg\"><path fill=\"white\" fill-rule=\"evenodd\" d=\"M252 250H253V251H256V250H257V247H256V246H254V247L252 248Z\"/></svg>","mask_w":264,"mask_h":264}]
</instances>
